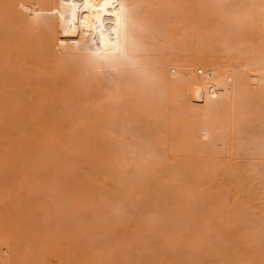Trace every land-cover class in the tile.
I'll use <instances>...</instances> for the list:
<instances>
[{
  "label": "bare ground",
  "instance_id": "1",
  "mask_svg": "<svg viewBox=\"0 0 264 264\" xmlns=\"http://www.w3.org/2000/svg\"><path fill=\"white\" fill-rule=\"evenodd\" d=\"M2 1L3 0H0V3ZM186 1H187V3H186L187 5L184 4L187 6V7L185 6L186 7L185 11H186V9L188 10V8H189V10L186 12L184 11V16H182V14H180L178 12H176L174 14V12L172 10L174 9L175 5L171 4L173 7L172 8L169 7L168 5L170 4L171 1H166V0H7L6 2L5 1L2 2V4L4 3L3 4L4 7H2V4H0V34L2 33L0 35V41L3 40L2 41L3 43L1 42L3 44V46H0V59H1L0 61L5 59V57L3 58L2 55L7 57L6 58L7 60L5 59L6 61L4 60V61L0 62V68L2 66L4 67L5 65H3V64H5L6 62H8L10 60V62H8L9 64L6 63V65H10V66H5L4 70H2L3 69V67H2L0 69V75L3 74L4 71H5V73H7L6 70H8V72H9V74L7 73V77H9L8 75H10L12 73L10 75L11 77L6 78L7 80H4L5 77H4V79L1 78L2 77V75H1L0 80L3 79V81H0V84L1 85H3V84L8 85L10 81H12L14 83V81L16 80L14 77H16L17 75L13 76V74L15 75V74L19 73L17 77H20V75L24 72L22 74V77H20V79L22 80L21 81L22 85L25 84L29 80V79H27L29 77V75H33V76H31V79H33V81L35 80L36 84H39L41 86L42 84L44 85L47 82L45 84V86H48V87H45L47 89V88H49L48 80L46 79L47 80L46 81L44 79L46 82L44 80H42L43 82L41 80H39V81H41L39 83V81L35 78V76L39 75L38 77H41L43 75H46V76L49 75V76H47L48 78L51 77V80H49V82H54L56 84V87L59 88V89L53 88L55 90V92L60 91L62 88V90L60 91L61 94L58 92L60 96L64 92V90H63L64 88L66 90L68 89L67 91L65 90L67 92L66 94L63 93V95L67 97L66 101H68L69 100L68 98H70V97H71L70 99H72L74 97L79 98V102H77V100H78L77 98H76L77 100L75 98L73 99V100H75V101H73V104L75 103L74 104L75 106L72 105L71 103H69V104H71V106H74L73 107L74 109H75V107L78 108V110L82 109V112L79 111V113L80 114L83 113L82 118H79V117L76 118V116L74 117V115H72L73 117L69 116L68 118L72 119L70 125L67 127L65 125L63 127L62 126L63 124H66L67 122H69V121L65 120V119H68L67 118L68 115L65 113L67 116L63 117L65 115H61L62 116V118H61L60 114H64V113H62V111H60L58 108H59V103H60V105H62L61 102L65 99V97H62L63 100L61 102H59L57 100L59 103L56 105L55 103L57 101H55V100L57 98L54 97L55 92L52 89V91L54 93L51 91L52 92L51 95L53 94L52 97L55 98V100H52V101H55L54 102L55 107L51 103H50L51 106H49V103L47 102V100L48 101L51 100L52 97L50 96L51 97L50 99L46 98V100H44V98L46 96H48V95H46V92L48 89L46 90L42 86L38 87V88H40L39 94H38V88L36 89V87H35L36 91H33V93L34 92L37 93V94L34 93L35 95H37V96H35L31 91L33 88L31 89V87H30L31 90H28L29 88H27V90H25V91H28V92H30V94H33L34 99L36 97H37L36 99H38V97L40 96V93L43 92L41 94L42 95L41 98L43 97V100L41 99L42 102L40 101V98L37 100V102L40 101L41 104L39 102L37 104L32 102L35 105H37L36 107L39 106L42 109V107L46 108V106H49L50 108L47 107V109L45 110V113H47L48 111H49L48 113H50L49 109H51V107H52L51 111L54 114H55V110H53V109H56V111L57 110L60 111V113L57 111V114H59V117H57V114H56V116H54V114H52V116H54L55 118L57 117L58 119L59 118L64 119L67 122H65L64 120L62 122L61 119H59V121L54 120L55 119L54 117H53L54 118L53 120L56 123H57V121L58 122L61 121L63 123L61 125V129L63 130V128H65L63 131L66 133H63V131L61 133V130H59L60 125L58 123L55 124V122L51 121L52 117L50 114H48V115H50V119H49V116H47V115L46 116L48 118L44 117L45 113H42L44 115H42V114L40 115V113H39V115L41 117H44L46 121L50 120V124H49V122L48 123L45 122L47 125L44 123L43 125H45V127H42L43 126L42 125L41 126L42 129L40 127L36 128L37 126H35V128L33 127L34 129L30 128V130L24 129V133L22 132L23 130H21V129H23L22 128L23 125L22 126L19 125V126H21V128L19 127L20 129L15 130V132L18 131L17 133L13 132L16 135V136L14 135L15 137H13V139H19V141L17 140V144L19 143L21 145V142H22V145H24V146L27 145V149H30L31 145H28L27 142L29 140H30V142L32 141L31 142V143H33L32 146H34L36 142L34 141V139L29 137V135L31 136L32 134H35V131H36V133L38 135L37 134H35V135H37L40 138L41 142L43 144H45V147H46L45 148L42 146L43 152H45V154L42 152V150L40 151L42 154L45 155V156L43 155L44 157H46L45 159H47V160H44L45 163H46V161H47V163L48 162L49 163L54 162L53 164L56 163L55 166L57 167L59 164V161H61V158H64V161H63V159L61 161L62 163L65 162V160H66L65 163L68 165L70 162L71 163L75 162L74 166L78 165V163H79V165H81V167L83 166L82 167L83 170L88 169L90 166H92L94 164L93 167L88 169L89 172L92 170V168H94L93 173L96 172L97 169H98V171H101V172L104 171V172H102L103 175H102V173L100 174L102 176H100L101 178L98 180V181H101V183H103L104 185L100 184V182H99V185L101 187L98 186L97 185L98 182H96L95 179H94L95 181H93V179H92L91 185H86V182L91 179V178L90 179L86 178L87 174L82 175V176H84L83 181H82V176L76 174V173H78L77 169L71 170V171L74 170L76 172L75 173L73 171V174L74 173L76 174V175L74 174L75 176L72 174L71 171H70L71 174L68 173V176H67V174H65L67 171L65 172L63 170V173H62L61 170L64 167L61 164V166H62L61 169L58 167L60 170V172H58V175H62V176H59V177H61V179L60 178L58 179V183H56L58 185L54 184V186H56L54 189L58 190V193H57V190L54 193V196L56 197V198H53L54 202H53L52 198L49 197L50 195L52 197H54L52 194V192L54 190H52V192H50V193L45 192L46 189H43L44 192L42 191V193L46 194V195H44V196H46V198L50 194L48 196V198H50L52 200L51 201L52 202L51 207H53V209L51 210L53 213L52 215H50L51 214L50 210L47 213V210L49 209V207L47 208L48 200L46 201V204H45V201H44V203L38 202L37 203L38 207L36 204H34L36 206H34V209L32 208L33 210L29 209L31 205L28 206L26 204L29 207L27 211L30 210L31 211L30 213L33 212L32 215H35L34 210L37 211V209H39L40 207H41V209L39 211L40 212H41V210L43 211L41 213H38L39 211H37V215L41 214L40 216L35 215L36 217H31L30 216L31 214L27 213V211H26L27 214L23 213L25 209L21 208L23 203H20V201L22 200L21 199L22 195L20 196V194H18V195H16L18 197H16L15 196L16 189L13 192L14 195L9 193V194H6L5 196H3L4 194L0 193V195L3 198H5L7 195L11 196V199L10 198L9 199L11 200L12 203L14 202V204H12L13 206L11 207L12 214L10 213L11 216H13V217L11 219V217L9 216V217H6L4 219L3 217H5V215H3L2 219L5 221V223L2 221L4 224L3 223H2V225L0 224V226L2 227V228L0 227V230L5 229L4 227L6 225V228L8 231H10L12 229L13 230L12 232H14V229H15V234L16 233L17 234L15 236V234H12L11 232L5 231V232H7V234L3 232V234H6L7 236L10 235L8 238L3 239V240H5V242H6V240L10 241L14 237H17L18 233H19L17 231L21 227L22 228L27 227L25 229H30L29 227H31L32 225H34L33 227H35V225H36V228H39L41 233L46 232L47 234H44V235L49 237V233L47 231H45V229L46 228L48 229L50 227L49 229L53 230V228H52L53 225L48 226L47 223L50 222L49 217L51 218L54 215L53 218L54 217L55 218L54 219L51 218V219L55 222V224H54L55 227L59 226V228L57 230L58 233L56 231L55 232L53 231L54 235H52V237L51 236L50 237L53 240L54 237L57 236V234H58V237H55L57 239L54 241H56V242L59 241V243L62 241V243H63V239H64V242H65V240L68 242V243L67 242L64 243L65 246L60 245L61 248L63 247L62 248L63 252L65 249L64 255H66V254L69 255L71 253L73 254L76 251H78V249L76 250L74 248L75 247L79 248L80 246H82L81 244L83 242L80 243L79 240L83 239L85 236H87V237H85L84 240H82V241L86 240V242H87V243L86 242L83 243L85 248L83 249V247H80V248H82V250L79 249L78 252H82L83 250L84 251L86 250V252L92 254L93 256H90L91 257L90 258L88 255H83L85 257V258H83L82 255H76L77 253H75L74 255L78 256V258H77L78 260L76 259L75 261H77V264H93V262H94V264H100V263L105 264V262H103V260H99V262L97 261V259L99 257H102V255L107 256V255H105L106 250H103L104 248H102V250H103L102 252H104L103 254L100 253L101 250L99 249L100 246L107 247L106 244H104L103 239L105 241H108L109 236H112V233H115V235L113 234L114 236H112L111 238H113V237L117 238V236H118V239H120L121 241H119L118 239H115V240H118L119 242L117 245L118 247L116 246L117 248H115L114 250L119 248L120 242L123 243L127 239L124 235L123 236L119 235L122 232L118 231L119 228H116V226L113 224L114 222H112V224H113L112 226H115V229H112L113 227L111 228L109 226L110 224L108 222V219H110L112 216H110L109 214H107L105 216V214L107 213V210H108V208H110V206L111 207L113 205L116 206V204H117V206H118V204H119V206H121V204L124 202L125 205L123 203V208L127 209V205L128 206H129V204L133 205L135 202V206H137L136 209L139 208L138 210H140L142 208V210H140L141 214L138 215L137 220H136L137 216L136 217L133 216V217H135V220L132 219V221H134V222L136 221V222L135 223L132 222L133 224H131L132 226L130 225L131 227H128L129 223L128 224L126 223L125 225L126 226L128 225V226L126 227L127 229L126 228L125 229L128 230L127 234L129 236H131V234L134 233V234H137L136 235L137 238H139L138 236H141V235H142L141 236L142 238L140 237L139 238L140 241H138V240L136 241V239L132 238L134 236V234H133L131 236V239L130 238L127 239V241L129 240L128 242H132V243L127 242V244H130V247L126 244V242H124L123 244L127 245L126 246L127 250H125L126 248L124 247V245L122 243H120V244L123 245L122 247L124 249L122 247H121V249L120 248L119 249H120L121 253L124 252V254H126L127 256H130L132 253L134 255L136 254L138 257H135L136 255L135 256L131 255V256L135 260L137 258H139V259L141 258L140 260L138 259V262L143 261V258L148 256L147 257L148 259L145 258L146 261L144 260L142 262L143 264H146L145 262H147V264H153L151 259H153V261L155 260L154 263H157V264H160L163 262H164L163 264H171L169 262H172L174 257H175V259L173 260L174 264L176 262H177V264H191V263H193V262H191L193 259H199V260H197V263L194 262L195 264H199L200 261L202 260L201 257L208 255V254L202 255L204 252L201 253V255H200V251L203 248H206L208 250L207 252L209 253V255L211 254V257L215 258L214 261H216L217 264L218 263L222 264L221 261L227 259L228 257L225 258V254L219 255V254H222L223 252H225L224 250L222 251L223 247H221V243H222V246H223V244L225 245V243H226V247L228 244V247H227L228 249H229L230 244L231 245L233 244L231 249L232 250L235 249V252L237 254L236 257L238 256V258H239V261H238V259L235 257V255L232 252H231V254L229 253L230 257L232 255L233 257H235L237 259V260H235L237 262L231 261V264H264V229H263L264 227L261 226V224L264 225V183H263L264 182V169L261 171L260 170L258 171L259 165L264 167V0H190V2L192 1V5H189L190 2L188 3V0H186ZM167 2H168V4H166ZM178 2H180V0ZM185 2H183V3H185ZM177 3H175V4H177ZM144 4H146L145 10H143L144 8L141 6ZM147 4H149L148 8H147ZM152 5L153 6L155 5V8H153ZM164 5L166 8H167V6L169 8H171L170 11H171L172 15L174 14L173 17L175 18V20L172 17V15H169V14H171V13H168L169 8H167V10H166V13L169 15L167 17H169V18L172 17V18L169 21V19L166 17V15H165L166 13L163 12V11H165L164 10L165 7H163ZM141 8H142V11H144V13L142 12V14L140 12ZM161 8H164V9H161ZM178 8H179V6H178ZM146 9H148V11ZM181 9H182V7H181ZM183 10H184V8H183ZM174 11H178V10H174ZM145 12H147V13H145ZM160 12H162V13H160ZM162 14H164L165 16ZM148 15H149V17H147ZM176 15H179L180 17L177 18ZM140 17H142V18H140ZM179 18H180V21H178ZM140 19L144 20V21L141 22ZM147 19L149 22H148V27L146 28L147 25H144V24H147V21H146ZM164 19H168V20H166V22H165ZM176 20L178 22L176 24H174ZM158 21H161V23ZM172 21H174V22H172ZM139 22H140V25L143 23V25H142V26H144L143 29H145V28H146V30L150 29L149 32H147L148 30L147 31L144 30V32H146V34H149V36H150V39H149L150 42L149 43H151L148 47L143 46L146 50L150 47H152V48L156 47L157 48V44H160L159 42H161L162 40L158 42L157 40H155V39H157L156 36H159V37H160V35L164 36L162 34L164 32L161 33L160 27L162 29V26L164 25L163 29L165 30L166 28L168 29V27H166L165 25L168 26L169 25L168 23H171V24L173 23L174 27H173V25H171L172 28L170 31V33L172 35L181 34V35H179L180 37L187 38L186 36H190L194 39L197 38L200 45L201 44L203 45L206 42V44H208L211 49L213 48V46L218 48V49L215 48L216 49L215 53H217V56H215L214 58L211 57L212 55L210 56L209 50L207 51L205 49L207 46L204 45V47H205L204 49H202V48L197 49V50L192 49L193 51L191 50L192 51L191 54H189L190 53L189 52L188 53L189 56L186 54L187 56H185V58H183L184 55L182 54V56H180V54L178 53L179 50L177 48L173 49L174 46L176 45L175 44L176 41L171 42V40L173 41V39L176 37L172 36L173 38H170V42H171L170 45H172L174 43V46H169L170 48L168 47V48H164L161 50L160 47H162L161 45H163V43L161 42L162 44L158 47V50L160 49L161 51L159 50L160 52H158L157 49H154V50H157L158 53H156L155 58H153L154 60L150 59L151 60V61H149L150 63L146 62V63H148V64H146V63H144L145 62V56H143L142 51L139 50V47L141 46L142 43L140 42L139 37L137 36L138 31L139 32L141 31L143 33L142 27L138 28V26H137V25H139L138 24ZM144 22H146V23H144ZM156 23H158V24H156ZM158 26H160V27H158ZM1 29H3V31H1ZM9 29H11V30L9 31ZM167 29L165 31H168L170 28L168 30ZM5 33H7V35ZM36 34H38V35H36ZM4 35H6V36H4ZM149 36L147 35V37H149ZM162 36L160 38H162ZM164 37H167V36H164ZM179 38H178V40H179ZM38 39H40V40H38ZM187 41L185 42L186 45L189 43V40H187ZM45 42H46V44H45ZM138 42H140L139 43L140 45H138ZM179 43L180 42L178 41L177 44H179ZM190 43L192 44L191 40H190ZM43 45H44V47H43ZM137 45L139 46L138 48H137ZM40 46H42V48ZM165 46H168V44H166ZM192 46H195V45L192 44ZM3 47H4V49H3ZM11 47L12 48L14 47L15 49H12ZM175 47H178V46H175ZM7 49H8V51H7ZM145 49H142V50L144 51ZM207 49H208V47H207ZM148 50H150V49H148ZM154 50L152 49V51H154ZM203 50H205V51H203ZM152 51H144V53L147 54V52H149V54H150V52H152ZM182 51H183V49H182ZM213 51H212V53H213ZM13 52H15V53H13ZM180 52H181V50H180ZM207 52H208V54H207ZM215 53H214V55H215ZM29 54H32V55H29ZM148 55H146L148 57V58H146L147 61L149 60ZM15 58L16 59L21 58V60L16 63L15 61H17V60H14ZM30 58H32V59H30ZM24 59H26L27 62L29 60L30 61V62H28L29 64L28 63L24 64L23 62H26ZM11 60H14L13 62H15L16 66L13 65L14 63H12ZM143 60H144V62H142L143 63L142 64L141 61H143ZM19 62L21 63L22 66L20 65ZM18 63H19V66H17ZM30 64L32 66H36V65L37 66L33 67L31 69ZM43 64H46V66H43ZM141 64H142V66L145 64L146 67H148V66L150 67L151 75L154 76V80H156L158 82V84L160 85L159 87L163 91H166L168 93L170 92L172 94H176V96L179 97L180 100H182V102H184V109H185L184 111L189 116L186 118V120H187L186 123H188V127L186 130V133H184L185 135H183V136H185L184 140H185L187 145L191 144L193 141L195 143V141H196L197 145H199V146H196V144H195L196 147H199L198 149L197 148L196 149L200 152V153L197 152V155L201 154V156H197L196 154H192L190 156V154L187 152V151H191V149L189 150V146L187 147V151H185V153L187 152V154H188L187 156L186 155H181V156L172 155L174 153V151L172 154H170L169 151H165L166 153H158V151H160V149L158 151H154V155L152 154L153 152L152 153L149 152V153L145 154L146 148L144 147V145L148 146V147H149V145L146 143L145 144L143 143V142H145V140H143L144 137H140L141 140L139 141L138 140L139 136L138 137L133 136L131 133H134V132H131L130 131L131 128H129V127H126V128H127V130L129 129V132H131V133L128 132L129 135H127L128 133L126 135H127V138L130 135H132V137H130L131 139L129 142L130 143L129 146H131L132 148L127 147L128 144L127 145L125 144V143H127L126 139L122 140V141H125L123 143L125 145V146L123 145L124 147L123 146L121 147L120 144L117 145L116 140H113V143L111 142L112 145L109 144L110 139H111V137H110L111 135L114 136V138H115V136L117 134L118 135L116 137H118L121 133H125V131H127V130H125V128H123L121 126L123 128L122 130L124 132L121 131V133L116 134L114 129H116L115 127H117V126H119L118 128L120 129L119 123H122V120L125 119L123 113L125 111H126V113H128V109H130V108H126V110H123V109H125L124 104L126 103V101H128L125 96H127L128 98H130L131 96H135V94L137 93V87L139 85L143 88V85H142L143 83H141V81H143L144 79L142 77L143 74H141L142 69L139 68V67H142ZM150 64H152V65H150ZM11 65H12V67H11ZM196 65L201 66L203 68H206V70H204V72H203L204 75H202L203 74L202 71L199 70L200 73H202L201 77H194L191 75L190 69H192ZM23 66L27 67L28 69L26 70V68H24ZM168 66H177V67L182 68V69L180 70L179 74L176 75V77L174 76L175 78H170L168 76V74H166V72H165L166 71L165 69ZM6 67H9L10 69L9 68L7 69ZM19 67H20V69H19ZM44 67H46V70H43ZM146 67H144V68L146 69ZM12 68H14V69H12ZM37 68H38V70H37ZM22 69H23V71H22ZM15 70H16V72H15ZM29 70H31V71L33 70V72H31V74H30ZM41 70H42V73H41ZM34 71H37L36 72L37 75H35ZM47 71H50V72H48V74H47L46 73ZM149 71H148V74L150 76ZM5 73H4V75H5ZM26 74L28 75V77H26ZM144 75H145V78H146V76H148L146 74H144ZM151 77L152 76H150V78ZM8 79H10V80H8ZM13 79H15V80H13ZM7 81H9V82H7ZM33 81H32V83H34ZM12 82H10V84ZM19 82L20 81L17 79L16 80L17 84H15V85L19 86ZM154 86H156V85H154ZM9 87H11V89H13V90L9 91L10 94L12 93V91H14V92L17 91L19 94L21 92L22 93L24 92V89H22L23 91L21 89H18V90L14 89V85H12V86L10 85ZM25 87H26V85H25ZM141 87H139V88H141ZM7 88L8 87H6V89ZM51 88H52V86H50V89ZM144 88H146V87H144ZM6 89H5V87H3L0 90L1 93L4 92ZM8 89H10V88H8ZM41 89L42 90L44 89V90L42 91ZM78 89L80 90V92H78ZM19 90H21V92H19ZM14 92H13V94H14ZM72 92L74 95L72 94ZM1 93H0V110H1L0 116H1V119H4L5 117H9V114H8L9 112H7V111H11L10 115H12V117H13V118H11V116H10L9 118H11V119H15L19 112H20V114H22L21 117H24L25 113H23V112H25V111L22 112L23 109H20L19 107H21V105H22V107L23 106L25 107L26 103L30 100L26 99L27 101L26 102L24 101L25 102L24 104L22 102L19 103V101H21L23 98L21 99L19 97V95L14 96L13 94H11V95H13L12 98L19 97L20 99L19 98H17V99L11 98L12 100L7 101L6 100L7 98L10 99L9 97H6V96H10V94H8V90H6L4 93L6 95V96L4 95V97L6 99H4V97L2 96L3 93H2V95H1ZM58 93L55 94V95H57L56 97L59 96ZM24 94H25V92H24ZM44 94H45V97L43 96ZM69 94H71V96H69ZM77 95H79V96H77ZM89 97L90 98L92 97V102H93V100H94V102L96 101L95 104H93V107H92V104H89L90 105L89 107L90 108L92 107V109L90 111L91 114L89 113V110H88L89 107L87 106V99ZM27 98H29V97L27 96ZM30 98H32V97L30 96ZM48 98H49V96H48ZM93 98H95L96 100ZM36 99L34 101H36ZM156 99H157V96H156ZM175 101H176V99H175ZM44 102H47V103L45 104ZM65 102H64V105H65ZM101 102L102 103L104 102L102 106H101ZM79 103L81 105L80 107L77 106ZM129 103H131V102H129ZM17 104H19L20 106L18 105V107H17L16 106ZM66 105H68V104H66ZM31 106H33L35 108L34 105H31ZM103 106L106 109L107 113H104L103 111H99V109ZM68 107H66V108H68ZM15 108L16 109L18 108V109L15 111ZM30 108H32V107H30ZM162 108H164V107H162ZM38 109H40V108H37L35 110L38 112ZM64 110H66V109H64ZM78 110H77V112H78ZM13 111H15V112H13ZM26 111H28V109H26ZM39 111H41V110H39ZM114 111L115 112L116 111H118V112L122 111L121 114H123V115H121L120 112H119V114L121 116L118 113H116V114H118L119 116L114 115V113H115ZM132 111H133V109H132ZM3 112H4V115L7 114L5 117L2 116ZM28 112H26V114H28ZM30 112H31V110H30ZM33 112H34L33 114H35V111H33ZM41 112H43V111H41ZM15 113H16V115H15ZM79 113H78V115H79ZM13 115H15V116H13ZM40 116L37 119L36 118L37 116L35 117V115H34V117L38 121V122L35 121L36 123H41V121L42 122L45 121L44 118H40ZM129 116H130V114H129ZM2 117H4V118H2ZM17 117H20V116L18 115ZM28 118H30V117L28 116ZM73 118H76L77 122L75 120H74V122H72ZM101 118L103 120H106V121H103V125L109 119V121L107 122L108 124L106 123L105 125L111 124L110 125L111 127L108 129H105L106 127L105 128L102 127L101 126L102 124L100 123V121H102ZM7 119L8 118H5V120H7ZM40 119H42V120H40ZM78 119H82V120H78ZM88 119L91 120V123H89ZM9 121H11V120L9 119ZM127 121L129 122V120H127ZM127 121H126V123H127ZM4 122H8V121H4ZM11 122H13V124H14V121H11ZM11 122L6 123L5 125H8ZM24 122H25L24 124L27 125L26 124L27 121L25 120ZM28 122H29L28 124H30V122L32 124L31 120L30 121L28 120ZM51 122H52V124L54 123L53 125H55V127H57L59 125L57 129L60 132L57 131V129H54V130L51 129V128H53L52 127L53 125L51 124ZM162 122H163V120H162ZM178 122H179V120H178ZM3 123H2V121H0V125H1L0 129H1ZM22 123H23V121H22ZM36 123H34V125ZM17 124L18 123H16L15 125H17ZM15 125L13 128H15ZM32 125H31V127H32ZM49 125H52V126L50 127ZM183 125H184V123L182 124V126ZM4 128H5V126H4ZM11 128H12V126L10 127V129ZM31 129L33 131H31ZM37 129H38V131H37ZM196 129H199L200 136L204 140V142H203L204 146H202V144H200L199 141L197 142V139H196L197 137H195ZM12 130H11V132H12ZM19 130H21V131L19 132ZM39 130H41V131H39ZM44 130H45V132H44ZM21 132L24 134V136H22L23 134L21 135ZM27 132H29V134ZM97 132L99 133V137H97ZM158 133H159V131H158ZM155 134H156V132H155ZM169 134L171 135L172 133L169 132ZM0 135H2V134L0 133ZM123 136L125 138V134ZM6 137L7 136L5 134V139H6ZM16 137H18V138H16ZM20 137H22L21 140H20ZM172 137H173V135H172ZM27 138H28V140L25 141ZM5 139L1 137L0 141L5 140ZM99 139L101 142H99ZM133 139H136L137 141H139V144L136 140H133ZM8 140L10 142V137ZM174 140L176 141V138ZM174 140H171V141L173 142ZM111 141H112V139H111ZM171 141H169L170 142L169 146H171V144H173ZM160 142H161V140H160ZM67 143L71 144L70 148H69V144L67 145ZM115 143H116V145H114ZM131 143H133V144L131 145ZM141 143H143L144 145L143 144H142L143 146L140 145ZM177 143L179 144L178 141H177ZM194 143H192V144H194ZM216 143H218V145ZM10 144H9V146H7V149L10 147ZM50 144L52 146L54 145L53 149L50 146ZM58 144H63V145L66 144L67 147L65 149L64 148L60 149L57 147ZM162 144H163V142H162ZM181 144H182V142H181ZM183 145L184 144L178 145V146H183ZM216 145L219 146L218 149H220L221 152L227 151V154H229V157L225 156L226 160L224 159L225 161H223V162L219 158H217L214 153H213L214 156L213 155L209 156L211 154H209V152L207 153L208 150L204 149L205 146H208L210 148L211 146H216ZM40 146H41V144H40ZM191 146H194V145H191ZM16 147H18V145H16ZM171 147H170V149H171ZM0 148H1V150L2 149L6 150V149H4V146L1 147V145H0ZM22 148H24V147L22 146ZM55 148H57V149L54 150ZM149 148H151V147H149ZM10 149H8V152L11 153L13 150L11 151ZM47 149H49V150L47 151ZM3 150L0 153V174L2 176H3L2 173L7 172V169L5 170L6 172L1 171L2 169H4L3 164L6 163L5 158L7 160H10L12 158V156H11V158L8 159V157H6L8 152L5 153ZM44 150H46V151H44ZM77 150H78V152H77ZM152 150H154V149H152ZM202 150H203V152H202ZM19 151H21V150H18L16 153H19ZM31 151H32V149H31ZM50 151H51V153H49V154H51V155L48 154V152H50ZM66 151H68V152H66ZM205 151H206V153H205ZM40 152L38 153L39 157L37 156L39 158V160L42 159V158H40ZM60 152H61V155H60ZM20 153H22V152H20ZM180 153L182 154V152H180ZM195 153H196V151H195ZM76 154L79 156H77ZM158 154H160V156ZM164 154H165V157H164ZM216 154H218V152ZM144 155L150 156V157L145 158ZM18 156H16V157H18ZM49 156L53 157V158L51 157L52 159L50 158V161L48 158ZM54 156H56L59 161L57 159L55 161ZM127 156H129L128 159L133 158V159H131V161L134 162V163L131 162L132 165H130L131 163L127 159ZM16 157H14V159L12 158V160H15ZM67 157L69 160L66 159ZM78 157H79V159H78ZM81 157H84V158H81ZM20 158H21V156L19 157V159ZM70 158L71 159L74 158V159L70 160ZM92 158H93V161H92V163H90L91 162L90 160H92ZM94 158L97 159L98 161L94 160ZM31 159H32V161L34 160V162L36 161L35 160L36 158L35 159L31 158ZM76 159H78V161L79 160H81V161H79V162L77 161V163H76ZM243 160H245V161L242 162ZM17 161L18 160H16V162ZM21 161L24 164L25 158ZM41 161H40V163L42 164L43 160H41ZM9 162L11 164V165L9 164L10 168H11L13 163H11L12 161H9ZM34 162H32V163L29 162L30 164L28 162L27 163L29 165H31V164L34 165L35 164ZM36 163H39V161H37ZM49 163L47 164L48 167L46 166L47 168L52 166V165H49ZM17 164H19V163H17ZM39 164H35V166H32L31 170H33V169L35 170L36 168H37V170L40 169L39 170L40 173L36 172L37 174L34 173V170L32 171V179L38 175L37 176L39 179L38 181L40 182V184L42 183L41 185H44L46 183H47V185H50V184H48V182L50 183L51 180L53 181V178L54 179L56 178L55 174L54 175L52 174L53 176H51L50 174H47L49 178H48V181L45 182L44 181L45 176L43 175L45 173L43 171L41 172L42 167L38 168ZM125 165H128V166L130 165L129 166L130 168L126 167V168H128V169H126ZM4 166H5V164H4ZM99 166H101V167H99ZM102 166H103L104 170H103ZM52 167H50L51 169L49 168L50 169L49 171H51V172H52ZM56 167H54V170ZM68 167H71V165H69ZM47 168H45V169H47ZM58 168H57V170H58ZM100 168H102V169H100ZM9 172L12 173V171H9ZM97 172L95 174L99 175V174H97ZM8 173H6V176H8L10 174V173L9 174ZM41 173H42V175H41ZM47 173H49V172H47ZM223 173L224 174L226 173V174L224 175ZM40 175H41V177H40ZM91 175H92V177L96 176L94 174H91ZM128 175H129V178H128ZM50 176L52 177V179L50 178ZM78 176H80V178ZM226 176L229 178H231V177L236 178L235 182L230 181L231 185L232 186L234 185L233 187L231 186L232 189H235L234 190V198H233V196H231V199L232 198L233 199L230 202V204H226V200H228L227 198H229L228 195L230 193L229 194L226 193V195H227L226 196L225 193H223L224 190L222 189L223 188L222 182L224 181L225 178L227 179ZM69 177H71V178L75 177V179L77 178L76 180L79 182V187H85L86 186L85 187L86 189L84 190L83 193L80 192L81 190H77L76 188H74L77 185L75 183L76 180L73 182L70 181L71 183L69 182V185H66L67 184L66 182H67ZM189 177H190L189 180L193 181L194 183L186 181V179ZM121 178L129 179V180H127L128 181L127 184H126V180L124 181V179H121ZM130 178L131 179L133 178V179L131 180ZM135 178H137V179H135ZM211 178H213V179H211ZM138 179L140 181H138ZM162 179H165V180L168 179L169 181L168 182L162 181ZM216 179L219 180L218 181L219 184L217 183ZM34 180H36V179H34ZM85 180H86V182H85ZM133 180H137L138 183H140V182L141 183L138 184L139 186H137L136 185L137 181H135L136 184L134 186L135 182H133ZM228 180L229 179H227V181ZM220 181H221V184H220ZM84 182H85V184H84ZM94 182L96 183V185ZM123 182H125V183H123ZM132 182H133V185H132ZM250 182H256L257 185L253 186ZM72 183H73V185L75 184V186H73L74 189L71 186ZM106 183H108L109 186ZM129 183L131 186H129ZM153 183L157 187L154 186L155 189L151 190L152 188H154L152 186V185H154ZM165 183H166V185L164 186ZM209 183L212 186L209 185ZM51 184H52V182H51ZM105 184H106V186H108V189H107V187L104 188ZM203 184H204V186H202ZM249 184L252 185L251 188H254V190H255L254 194L249 193V192H251L250 191L251 188L249 187L250 186ZM61 185H64L63 190L65 188H67V186H68V188L65 189L66 190L65 192L67 195L70 194V192H69L70 189H71V191L74 192V193L71 192V193H73V195L71 194L72 196L71 195L67 196L68 199L64 198V195H63L64 191H62L61 189H58L59 186H61ZM228 185H229L228 188H231L229 182H228ZM50 186H52V185H50ZM132 186L134 187V189ZM136 186H137V188H135ZM167 186L170 190L173 191V192H171V193H173L172 195H171L169 189H167V191H169V192H166V190H163V188L167 187ZM220 186H221V188H220ZM35 187H38V186H35ZM128 187H131V188H128ZM204 187L207 188L206 191H205ZM212 187H213V190L211 189ZM20 188L22 189V187H20ZM148 188H150V189H148ZM158 188H159V191L157 190ZM202 188H204V190ZM21 189H20V191H22ZM35 189H38V188H35ZM78 189H82V188H78ZM18 190H17V193H18ZM26 190H27V192H29L30 189L25 188V190L23 189V192L27 193V192H25ZM60 190H61V192H60ZM155 190H157V192L160 195L157 194V192ZM20 191H19V193H21ZM211 191H213V192H211ZM225 192H227V191H225ZM24 193H22V194H24ZM131 194H133V196ZM248 194H250L251 196L252 195L256 196V198L259 200V203L257 205V211H254V209H251V207L254 208V206H253V204L251 206V204L248 203V201L251 202L252 200H255V199L253 198V196L252 197L250 196L253 199L248 200V197H249ZM142 195H143V198L141 197ZM144 195H145V197L147 195H149L146 198V199H148V198L149 199L145 200ZM8 196H7V198H8ZM19 196H20V198H19ZM82 196H84L85 199H82ZM134 196H136L139 199L137 200ZM101 197H107L108 199L106 198V201H108L110 203L106 202L105 200L103 201L104 198L101 199ZM131 197H133V198H131ZM157 197H159V198L161 197V199H159V198L156 199ZM242 197H244V198H242ZM15 198L20 199L19 200L20 204L18 203V199L13 200ZM57 198L59 200H61L60 201L61 203H58L59 200H57ZM74 198H75V200L80 201L81 204L83 203V200H84L85 206L78 205L77 201L74 202ZM162 198H165V199H162ZM188 198H190L191 201ZM55 199L57 202H55ZM62 199H64V200H62ZM112 199H113V201H112ZM195 199H196V201H195ZM114 200H115V202H116V200H118L119 203L116 202V204H113V203H115ZM133 200H135V201H133ZM143 200L147 201V202L143 203ZM162 200H163V202H162ZM197 200H199V201L197 202ZM206 200H208L207 204H206ZM150 201H152L153 203L155 202L158 205L153 204ZM188 201H190V202H188ZM200 201H201V203L203 201V204H205V205H208L210 203L209 205H211V207L210 208L207 207L208 211H207L206 207L204 208L201 206L202 204L200 203ZM102 202L108 203V204H110V206H106L108 204L101 206ZM111 202H113V203H111ZM148 202H149V204H148ZM169 202H171V203H169ZM1 203H2L3 207L6 205L5 202H0V208H1L0 213L4 212L3 214H5V211L3 209L6 208V210H8L10 207H7L8 206L7 205L2 209ZM54 203H56V204L54 205ZM74 203H75V205L73 206ZM89 203H91L93 205V208L88 207V206H91V205H88ZM150 203L153 204L152 205V207H154L153 209H152ZM41 204L43 207L45 205V207L43 208L41 206ZM49 204H50V202H49ZM49 204H48V206H49ZM59 204L62 207H60ZM141 204H142V206H141ZM160 204H162V205H160ZM249 204H250V206H249ZM169 205H171V206H169ZM9 206H10V204H9ZM19 206H21V207H19ZM119 206H118V208L121 209L122 206L121 207H119ZM149 206H150V208H149ZM155 206L159 210H157V212H155L156 215H155V213L150 215V213H151L150 210L156 211ZM226 206L228 207L227 209H226ZM36 207H37V209H35ZM83 207H85V208H83ZM102 207H103V209H102ZM116 207L114 208V206H113V211L116 209L115 212L117 213V211H120V209L117 210ZM168 207H170V208H168ZM173 207H175V208H173ZM19 208L21 210H19ZM69 208L71 210H69ZM94 208H95V210L99 209L97 211L98 215H101V214H102L101 216L104 215V218L101 219L100 222L97 220L98 219L97 216H94V214H89L90 210L94 209ZM163 208H164V210H163ZM197 208L200 209L199 210L200 212H202V211L203 212H209L210 214L202 215L203 212L199 213ZM202 208L204 210H201ZM54 209L56 212L54 211ZM250 209L253 210L254 212L251 211ZM87 210H89V211H87ZM111 210H112V208H111ZM162 210H163V212H162ZM166 210H169V211H166ZM19 211L20 212L22 211L21 212L22 214L19 213ZM122 211L124 212L126 210H122ZM122 211H121V213H122ZM134 211L137 212L136 210H134ZM134 211L133 210L130 211V209H128V211H126V212L130 217L131 213L132 212L134 213ZM170 211L172 212V214ZM197 211H198V213H197ZM60 212H61V214H60ZM126 212H124V213L126 214ZM164 212H166V213H164ZM169 212H170V214H168ZM2 213L0 214V216L2 215ZM7 213H9V211H7ZM121 213H119V214L117 213V215H120ZM198 214H200V215H198ZM25 215H27V216H25ZM108 215L110 217H108ZM128 215L126 216V218H124L125 221H127L126 219H127ZM147 215H148V217H146ZM154 215L157 216V218L161 215H164V216H162V217H164V219H162V217H161V219L159 220V219L155 218ZM18 216H21V217H18ZM67 216H68V218H66ZM71 216H75V218H71ZM81 216L83 217L82 220L86 221V223H88V222L90 223V224L88 223L89 226H85V225L83 226L82 223L80 226V224L77 221H80ZM91 216L92 217L94 216L97 219L93 218V220H92ZM123 216H124V214L122 213L121 218H123ZM198 216H200V217H198ZM255 216H257V218H255ZM105 217H108V219H106ZM117 217H119V216H117ZM140 217H142V218L144 217V219H142ZM150 217L154 218V222H152L153 220L150 221V223L152 225L148 222L149 219H147ZM7 218L8 219L10 218V219L6 221ZM65 218L68 220H64ZM121 218L119 219L120 221L123 220ZM131 218L132 217H130L129 221H131ZM166 218L167 219L169 218V219L166 220ZM203 218L205 220H203ZM2 219H0V220H2ZM86 219H89V220L87 221ZM95 219L97 220V222ZM170 219H173V220H170ZM104 220H106V223L104 222ZM157 220H159V222L161 223L160 225H162V226L165 225L164 228H166V231L169 232V233L168 232L166 233V236L163 233L161 235L162 238L157 237L160 235H156V234H160L159 231H161V230H159V228L161 227L158 224L159 222L156 223ZM162 220H166V223H163ZM64 221H71L72 224L71 223H70L71 225L70 224L69 225L63 224ZM176 221H179V222H176ZM115 222H116V220H115ZM117 222H119V221H117ZM168 222L170 224H172V226H171L172 230L169 229L170 224H168ZM198 222L203 224V226L200 225V223H198ZM51 223H53V222L51 221ZM56 223H57V225H56ZM95 223H97V224H95ZM122 223H124V220ZM140 223H141V225H140ZM146 223H148V224H146ZM153 223H155V225ZM179 223H180V225H179ZM135 224H139V226H137ZM173 224H174V227H173ZM3 225H4V227H3ZM96 225H98V226H96ZM101 225L104 227V229L107 230V231L105 230L106 231V233H104L105 235L102 233ZM153 225L157 228V231H156V228L153 227V231L151 232V228H152L151 226H153ZM193 225H195V226H193ZM75 226L79 230V232L77 231L78 232L77 234H75L76 231L74 232V230H77V229H75ZM133 226L138 227V228H136L137 230H135V229L132 230ZM158 226H159V228H158ZM200 226L204 227V228L202 229ZM57 227H56V229H57ZM184 227H186V230H183V229H185ZM189 227H191V228H189ZM88 228H89V230H87ZM96 228H97V230H96ZM174 228L178 229V231L180 230V233L177 231V233H178L177 234L175 232L176 230ZM192 228H194L195 230ZM31 229H32V227H31ZM116 229L119 233L116 232ZM140 229H143V231ZM110 230H112V231H110ZM122 230H124V229H122ZM181 230L186 231V233H184V232L181 233ZM25 231H24V233H25ZM95 231H97V232H95ZM129 231H131V232H129ZM208 231L209 232L211 231L212 233L211 232L209 233ZM213 231H214V234H213ZM20 232H21V229H20ZM80 232H82V233H80ZM24 233L22 235L26 238L28 236V234H26V236H25ZM30 233H32V232H30ZM39 233H38V235H39ZM71 233L74 236H71ZM79 233L81 235L78 236ZM150 233L153 234V236H151ZM192 233H194L195 236L197 235V237L194 238L195 236ZM61 234H63V235H61ZM95 234H97L98 236H96ZM116 234H118V235H116ZM167 234H170L172 237H170ZM182 234H184V235H182ZM209 234H210V237H209ZM0 235L2 236V234H0ZM12 235L14 237L10 239V237H12ZM33 235L30 234L28 236L29 238L27 237L26 240L30 239V238L32 239V237L36 236V235H34V236ZM59 235H61V240L59 239V237H60ZM90 235L92 237H90ZM214 235H216L218 238H214ZM1 236H0V238H1ZM46 236H43V237L48 239V237H46ZM168 236L170 238H168ZM183 236H187L188 238L185 237V238H187V240H185V238ZM21 237L22 236L19 235L18 238L20 239ZM24 237L21 238L20 241L22 239L24 241L25 240ZM71 237L72 238L75 237V239L72 240L73 242L77 241L79 238V240L77 242H75L77 246H74L75 244L72 243L74 246L73 248H72V244L69 242V241H71ZM76 237H77V239H76ZM88 237H90V238L86 239ZM120 237H122V238H120ZM147 237H148V239H150V241H148ZM154 237H156V238H154ZM179 237H181V238L178 239ZM212 237L214 240H216V242L212 241L213 239L211 240ZM67 238L69 240H67ZM100 238L102 241L99 245H97L98 243L96 244V246L94 244H92L94 240L96 241L97 239H100ZM182 238H184V241L180 242L181 240H183ZM223 238H226L228 243ZM31 239H30V241H31ZM36 239L37 238H35V241L37 242L39 240L38 242H39V245L41 246L40 241H42L43 239H38V240H36ZM90 239H91V241H89ZM141 239H143V240H141ZM194 239L196 240L197 244H198V242L202 243V245L204 244L203 248L201 247L200 243L198 244L199 246H197V244H195L196 247L190 246V244H192V245L194 244L193 243ZM199 239L201 241H199ZM228 239H229V241L231 240L230 243H229ZM111 240L113 241V239H111ZM195 240H194V242H195ZM203 240L204 241L207 240L208 244H206V242L205 243L202 242ZM210 240H211V242H210ZM221 240H222V242H221ZM48 241L50 243H53L52 245H54V244L56 245V242L50 241V239ZM95 241H94V243H95ZM142 241H144L145 243ZM151 241H154V242H152V245L150 244L151 246H149V243ZM188 241H190V242H188ZM172 242L174 243L173 245H171ZM209 242L212 244L210 245ZM16 243H19V242L17 241ZM16 243L13 242V244H12V242H11V244L9 243L11 246H8V244H7V246L12 248V246L15 245ZM30 243H33V242H30ZM30 243H28V245H30ZM110 243H111V241H110ZM135 243H136V246H139L140 249L144 248L145 247L144 244H146V247L144 248L145 250L147 248H149L147 251L151 252V249L153 251L155 249H158L159 253L157 252V250H155L158 254L153 255L152 254L153 251L150 253V252H145L144 250L143 251L141 250L142 252L147 253V255L143 253L145 255V256L143 255L144 256L143 257V256H141L142 254H139L142 252H138L139 248L135 249V250H137V252H136L134 250V248L132 247V245H135ZM157 243H160V244L158 245ZM179 243H180V245H179ZM181 243H183V244L185 243V244L183 245ZM25 244H27V242ZM25 244L23 245V243H22V245H21L22 249H21L20 245H18V246H20L18 249L15 248L16 245H15V247L13 246V248H14L13 253L15 251H17V254H18V251L24 252V249H30V246H28V245H27L28 248H25ZM42 244H44V243H42ZM45 244H46V242H45ZM141 244H142V246H141ZM32 245L33 244H31V246ZM55 245L53 247H55ZM66 245H71L70 247L72 248V250L68 246V248H69V251H68V248L66 247ZM143 245H144V247H143ZM160 245H163L162 249H161ZM170 245H171V247H170ZM177 245H178V247H177ZM7 246L3 247V248H5V250L9 249ZM90 246H92L93 250L94 249L96 250V248L98 247L97 251H96L98 254V256H97L98 258H96L95 254L92 253L93 251L91 248H89ZM147 246H149V247H147ZM168 246L170 247V249L168 248ZM173 246L176 249V251H175V249H173ZM180 246H182V247H180ZM186 246H187V248H186ZM48 247H49V243H48ZM93 247H95V248H93ZM158 247H160V248H158ZM165 247H167V248H165ZM214 247H216V248H214ZM233 247H235V248L233 249ZM57 248H59V247H57ZM66 248H67V251L68 252L71 251V253H67ZM190 248H191V250H189ZM200 248H201V250L198 251L197 249H200ZM212 248H213V251H212ZM12 249H9V251ZM19 249H21V250H19ZM107 249H108V247H107ZM131 249H132V251H131ZM172 249H173V251H171ZM228 249H226V250H228ZM62 250L60 251L61 253H62ZM209 250H210V252H209ZM9 251H5V252H9ZM90 251H92V252H90ZM116 251L112 250L110 253H114ZM160 251H163L164 254L160 255V254H162V252H160ZM228 251L230 252V250H228ZM228 251L226 253H228ZM23 252H21V253H23ZM39 252H42V251H39ZM176 252H178V253H176ZM198 252H199V255H198ZM28 253H29V251H28ZM30 253L32 254V252H30ZM34 253H36V252H34ZM191 253H193L192 254L193 256L191 255ZM195 253H196V255H195ZM183 254H187V255H183ZM28 255L27 256L25 255V257H28ZM34 255L32 254V256H34ZM118 255H119V253H118ZM152 255L155 257L153 258ZM158 255H160V256H158ZM181 255H183V256H181ZM14 256L15 255H13V257ZM79 256L82 257V259L80 258L81 260H83V259L88 260L89 258L91 260L89 259L88 263H87V261L84 263V260L81 261V263L80 262L78 263V261H80ZM176 256H178V257H176ZM217 256H219L220 259ZM222 256L225 259L222 260V258H223ZM38 257H39V255H38ZM87 257H89V258H87ZM166 257H167V259H165ZM172 257H173V259L171 260ZM184 257H186V258H184ZM67 258L69 260V256H67ZM156 258H158V259H156ZM204 258H203V260H204ZM9 259L11 261L13 258L12 259L9 258ZM71 259L74 260V257L70 258L69 264H71V262H73V261H71ZM123 259H124V257H123ZM123 259L122 260L120 259L122 261V264L131 263V262H128L129 260L125 261L126 258L124 259V261H125V263H124ZM109 260H112L111 257H109ZM120 260H117L118 262H116V263H119ZM168 260H169V262H166ZM218 260H220V262H218ZM231 260H232V258H231ZM5 261H7V260H5ZM182 261H184L185 263ZM210 261L208 262L209 264H215V263L210 262ZM90 262H92V263H90ZM228 262L229 261H227L226 263H228ZM73 263H75V262H73ZM202 263H203V261H202ZM119 264H121V263H119ZM131 264H133V263H131ZM140 264H141V262H140ZM223 264H224V262H223Z\"/></svg>",
  "mask_w": 264,
  "mask_h": 264
},
{
  "label": "rangeland",
  "instance_id": "2",
  "mask_svg": "<svg viewBox=\"0 0 264 264\" xmlns=\"http://www.w3.org/2000/svg\"><path fill=\"white\" fill-rule=\"evenodd\" d=\"M4 1L6 2L7 0H3L2 2H4ZM166 1H171L170 4L168 5V6L171 7V8L173 7L172 5H175V6H174V9L172 10V11L174 12V14H175L176 12H178V13L182 14V16H184V11H185V8L187 7V6H186V5H187V4H186V3H187L186 0H185L186 2H185L184 0H180V2H178L179 0H166ZM176 1H177L178 3H177ZM2 2H1L0 4H2ZM164 2H165V1H164ZM164 2H163V3H164ZM183 2H185V3H183ZM189 2H190V0H188V3H189ZM149 3H150V2H149ZM161 3H162V2H161ZM173 3H174V4H173ZM175 3H177V4H175ZM3 4H4V3H3ZM3 4H2V7H4ZM166 4H168V2H167ZM171 4H172V5H171ZM184 4H186V5H184ZM189 5H192V1L189 3ZM141 6L144 8L143 10H145L146 4L141 5ZM152 6H153V5H152ZM156 6H157V5H156ZM168 6H167V8H169ZM178 6H179V8H178ZM185 6H186V7H185ZM148 7H149V4H147V8H148ZM163 7H165V5H164ZM181 7H182V9H181ZM153 8H155V5L153 6ZM167 8L165 7V9H164V8H161V9H164L165 11H163V12L166 13ZM171 8H169V12H168V13H171V11H170ZM183 8H184V10H183ZM151 9H152V8H151ZM180 9H181V10H180ZM146 10L148 11V9H146ZM158 10H159V9H158ZM174 10H178V11H174ZM179 10H180V11H179ZM188 10H189V8H188ZM188 10L186 9V11H188ZM161 11H162V10H161ZM181 11H182V12H181ZM186 11H185V12H186ZM140 12H141V14H142V12L144 13V11H142V8L140 9ZM145 13H147V12H145ZM160 13H162V12H160ZM178 13H177V14H178ZM174 14L172 15V13H171V14H169V15H172V17H173ZM180 14H179V15H180ZM162 15H164V14H162ZM165 15H166V17L169 16L167 13H166ZM165 15H164V16H165ZM179 15H176V17H177V18L180 17ZM160 16H161V15H160ZM147 17H149V15H148ZM172 17H171V18H172ZM140 18H142V17H140ZM164 18H165V17H164ZM167 18H168L169 21H170L171 18H169V17H167ZM173 18H174V17H173ZM144 19H145V18H144ZM168 19H164L165 22H166V20H168ZM160 20H161V19H160ZM162 20H163V19H162ZM174 20H175V18H174ZM140 21L143 22L144 20H141V19H140ZM146 21H147V24H144V25H147V26H146V28H147V27H148V22H149V21H148V19H147ZM178 21H180V18L178 19ZM178 21L176 20L174 24H176ZM158 22L161 23V21H158ZM172 22H174V21H172ZM144 23H146V22H144ZM138 24L140 25V22H139ZM156 24H158V23H156ZM168 24H169L168 26H167V25H165V26L168 27V29L170 28L169 30L166 28L169 32H168V31H165L166 29H165V30L163 29V28H164V25H163V26L161 25V26H162V29H161L160 26H158V27H160L161 33L164 32V33H162V34H163L164 36H167V37H164V36L160 35V37L162 36V38H160L159 36H156L157 39H155V40H157L158 42L162 40L161 42L163 43V45H161V44H162L161 42H159L160 44H157V43H156V44H157V48H156V47H155V48H154V47H153V48L150 47V48H148V49H150V50H148V49L146 50V49L144 48V47H148V46L151 44V43H149V42H150V40H149V39H150L149 34H146V32H144V30H146V28L143 29V27H144V26H142L143 23H142L140 26L137 25L138 28H141V27H142V29H143V30H142L143 33H142L141 31L139 32V31L137 30V31H138V35H137V36L139 37L140 42L143 44V45L141 44L142 47H141V46L139 47L138 45H140V44H139L140 42H138L137 48L139 47V50H141L142 53H143V56H145V62H144V60H143V61H141V63H142V62L146 63V62H149V61H151V60H154L153 58H155L156 53L160 52V51H161L162 49H164V48H168L169 46H174V43H173L172 45H170V43H171V42H175V41H176V43H175L176 45H175V46H178V47H175V46H174L173 49H176V48H177V49L179 50V52H178V51H177V52L180 54V56H182V54L184 55L183 58H185V56H187L189 52H190L189 54H191V52H192L193 50H197V49H201V48L204 49V48H205L204 45L208 47V49H207V47H206L205 49H206L207 51L209 50V52H210V53H209L210 56L212 55L211 57L214 58L215 56H217V53H215V50L218 49V48H216V47L213 46V48L211 49L210 46H209L208 44H206V42H205V44H203V45L201 44V45H200V43L198 42V39H197V38L194 39V38H192V37H190V36H186V35H185L187 38H184V37H180V36H179V35H181V34H177V35L175 34V35H172V34L170 33V31H171V28H172L171 25H173V23H172V24H171V23H168ZM159 25H160V24H159ZM173 27H174V25H173ZM5 28H6V27H5ZM9 28H10V27H9ZM6 29H7V28H6ZM10 30H11V29H9V31H10ZM147 30H148V31H147ZM147 30H146V31L149 32L150 29H147ZM160 30H159V31H160ZM1 31H3V29H1ZM135 31H136V30H135ZM135 33H136V32H135ZM1 34H2V33H1ZM1 34H0V35H1ZM3 34H4V33H3ZM5 34L7 35V33H5ZM38 34H39V33H38ZM38 34H36V35H38ZM142 34H143V35H142ZM165 34H166V35H165ZM6 35H4V36H6ZM147 35H148L149 37H147ZM182 35H183V34H182ZM145 36H146V37H145ZM172 36H174V37H176V38H174L173 41L171 40V42H170V38H173ZM183 36H184V35H183ZM179 37H180V38H179ZM189 37H190L191 39H190ZM5 38H6V37H5ZM39 38H40V37H39ZM159 38H160V39H159ZM178 38H179V40H178ZM143 39H144V40H143ZM193 39H194V40H193ZM38 40H40V39H38ZM142 40H143V41H142ZM148 40H149V41H148ZM177 40L180 42V43H179L180 45L177 44V42H178ZM187 40H189V43L186 45L185 42H186ZM190 40H191L192 44H194L196 47H195V46H192V44L190 43ZM2 41H3V40H2ZM2 41H0V46H3V44H2L3 42H2ZM5 41H6V40H5ZM163 41H164V42H163ZM194 41H195V42H194ZM1 42H2V43H1ZM144 42H145V43H144ZM155 42H156V41H155ZM181 42H182V43H181ZM187 42H188V41H187ZM197 42H198V43H197ZM183 43H184V44H183ZM43 44H44V43H43ZM45 44H46V42H45ZM152 44H153V43H152ZM154 44H155V43H154ZM166 44H168V46H165ZM160 45H161L162 47H160L161 50L159 49V50H160V51H159V50H158V47H159ZM190 45H191V46H190ZM143 46H144V47H143ZM163 46H164V47H163ZM198 46H199L200 48H199ZM9 47H10V46H9ZM40 47L42 48V46H40ZM43 47H44V45H43ZM180 47H181V48H180ZM11 48H12V47H11ZM151 48H152L153 50H154V49H157L158 52H157V50L152 51ZM169 48H170V47H169ZM215 48H216V49H215ZM3 49H4V47H3ZM12 49H15V48L13 47ZM142 49H145L144 51H152V52H150L151 55L149 54V52H147V54L144 53V51H143ZM182 49H183V51H182ZM192 49H193V50H192ZM180 50H181V52H180ZM188 50H189V51H188ZM191 50H192V51H191ZM213 50H214V51H213ZM7 51H8V49H7ZM11 51H12V50H11ZM175 51H176V50H175ZM203 51H205V50H203ZM212 51H213V53H212ZM154 52H155V53H154ZM13 53H15V52H13ZM18 53H19V52H18ZM18 53H17V54H18ZM214 53H215V55H214ZM17 54H16V55H17ZM148 54H149V55H148ZM186 54H187V55H186ZM207 54H208V52H207ZM29 55H32V54H29ZM146 55L149 56V60H148V61L146 60V58H148ZM2 56H3V58L5 57V59L7 58V57L4 56V55H2ZM188 56H189V55H188ZM31 57H32V56H31ZM3 58H2V59H3ZM23 58H24V57H23ZM23 58H22V59H23ZM5 59H4V60H5ZM30 59H32V58H30ZM33 59H34V58H33ZM150 59H151V60H150ZM0 60H1V59H0ZM4 60H2V61H4ZM6 60H7V59H6ZM6 60H5V61H6ZM14 60H17V61H15V62L17 63L18 61L21 60V58H20V59H19V58H17V59L15 58ZM14 60H11V62L14 63L13 65L16 66L15 62H13ZM24 60L26 61V59H24ZM24 60H23V61H24ZM2 61H0V62H2ZM23 61H22V62H23ZM8 62H10V60H9ZM8 62H6V63L9 64ZM28 62H30V61L28 60ZM28 62L26 61V62H23V63L26 64V63H28ZM152 62H153V61H152ZM3 63H4V62H3ZM6 63L3 64V65H5V66H10V65H6ZM19 63H20V62H19ZM19 63L17 64V66H19ZM35 63H36V62H35ZM149 63H150V62H149ZM28 64H29V63H28ZM31 64H32V63H31ZM31 64H30V65H31ZM142 64H143V63H142ZM142 64H141V66H142ZM146 64H148V63H146ZM20 65H21V63H20ZM150 65H152V64H150ZM1 66H2V65H1ZM5 66H4V67L2 66V67H3L2 70H4ZM21 66H22V65H21ZM28 66H29V65H28ZM36 66H37V65H36ZM36 66H32V65H31L30 67H31V69H32L33 67H36ZM43 66H46V64H43ZM139 66H140V65H139ZM143 66L146 67L145 64H144ZM143 66H142V67H143ZM147 66H148V65H147ZM2 67H1V68H2ZM11 67H12V65H11ZM23 67H24V66H23ZM142 67H139V68L142 69V70H141V71H142L141 74H143L142 77H143L144 80L141 81V83H143V84H142V85H143V88L139 85V86L137 87V93L135 94V96H131L130 98H128L127 96H125V97L127 98V100H128L129 102H131V103H129L128 101H126V103L124 104V108H125V109H123V110H126V108H130V109H128V113L130 114V116H129L128 113H126V111H125V112L123 111V112H124L123 114H124L125 119L122 120V123H119V124H120V129L118 128L119 126L116 125L117 127H115V128H116L118 131H117L116 129H114V130H115V133L117 134V133H121V131L124 132V131L122 130L123 128H125V130H127L126 127H129V128L132 129V130L130 129V131H131V132H134V133L129 132V129H128L127 131H125V133H121L122 135L120 134V135H119L120 137H119V136L116 137L118 134L115 136V138H114V136L111 135L110 137H111L112 141H111V139L108 137V138L110 139V143H109V144H111V142L113 143V140H116L117 145L120 144V146L122 147V146L124 145L123 143L125 142V141H122V140H125V139H126V142H127V143H125V144H126V145L128 144L127 147H131V146H129V145H130L129 142H130V139H131L130 137H132V135H133V136H136V137L139 136V138H138L139 141L141 140L140 137H144L143 140H145V142H143V143H144V144L146 143V144L149 145V147H151V148H149L148 146H145L143 143L140 144V145L143 144L144 147L146 148V149H145V151H146L145 154H147V153H149V152H151V153L153 152L152 154L154 155V151H158V150L160 149V151H158V153H166L165 151H169V153L172 154L173 151H174V153H173L172 155H176V156H177V155H178V156H181V155H186V156H187V155H188L187 152L190 154V156H191L192 154H196V155H197V152H199L197 149H198L199 147H196V146H199V145H197L196 141H195V143H194V141L192 142V143H194V144L191 143V144L187 145L186 142H185V140H184V137H185V136H183V135H185L184 133H186V130H187V127H188V123H186V122H187L186 118L189 117L188 114L184 111V110H185V109H184V102H182V100H180V98L177 97L176 94H172V93H170V92L168 93V92H166V91H163V90L159 87L160 85L158 84V82H157L156 80H154V76L151 75V70H150V67H149V66L146 67V69H145L144 67H143V68H142ZM1 68H0V69H1ZM6 68L8 69L9 67H6ZM24 68H26V70L28 69L27 67H24ZM24 68H23V69H24ZM151 68H152V67H151ZM200 68H201V69H200ZM9 69H10V68H9ZM12 69H14V68H12ZM19 69H20V67H19ZM23 69H22V71H23ZM29 69H30V68H29ZM181 69H182V68H179V67H177V66H168V67H166V69H165L166 71H165V72H166V74H168V76H169L170 78H175L176 75L179 74V72H180ZM2 70H1V71H2ZM33 70H34V69H33ZM33 70H32V71L29 70V71H30L29 73L31 74V72H33ZM37 70H38V68H37ZM43 70H46V67H44ZM149 70H150V71H149ZM199 70L202 71V73H203L204 70H206V68H203V67H201V66H197V65H196V66H194L192 69H190L191 75L194 76V77H201L202 75H204V73H203V74H202V73H199V72H200ZM6 71H7V73L9 74L8 70H6ZM24 71H25V70H24ZM145 71H146V72H145ZM148 71L150 72V76H152L151 78H150V76H149V74H148ZM197 71H198V72H197ZM15 72H16V70H15ZM34 72H35V75H37V74H36L37 71H34ZM39 72H40V71H39ZM39 72H38V73H39ZM48 72H50V71H47L46 73L48 74ZM4 73H5V71H4ZM4 73L1 74V75H2L1 78L4 79V77H5L4 80H7L6 78L11 77L10 75H11L12 73H11L10 75H8L9 77H7V73H5V75H4ZM21 73H22V72H21ZM23 73H24V72H23ZM23 73H22V74H23ZM25 73H26V72H25ZM41 73H42V70H41ZM43 73H44V72H43ZM193 73H194V74H193ZM18 74H19V73H18ZM18 74H15V75L13 74V76H16V75L18 76ZM22 74L20 75V77H22ZM144 74H146V75H148V76H146V78H145V75H144ZM201 74H202V75H201ZM1 75H0V76H1ZM3 75H4V76H3ZM42 75H43V74H42ZM51 75H52V74H51ZM17 76L14 77V78H15L16 80L18 79V80L20 81V82H19V86H18V85H15V84L18 83V82L16 83V80H15V79H13V80H15L14 83H13L12 81H10V82H12V83L10 84V82L7 81V82H9V84H8V83H7V84H8L9 86H10V85H11V86L14 85V89H16V90H18V89H21V90L24 89L25 94H24V92L22 93L21 90H19V92H21L20 94H19L17 91H16V92L12 91L11 94H13V92H14V94H13L14 96L19 95V97H20L21 99H22V98H23V99L25 98L24 100L22 99L21 101H19V103L22 102V103L24 104V103L27 101L26 99H29L31 102L28 101V102L26 103L25 107H24V106L22 107V105H21V107H19L20 109H23L22 112L25 111V112H23V113H25V116H26V117H25L24 115H23L24 117H21L22 114H20L19 111H18V112H19L18 115H19L21 118H20V117H17V116H18V115H17L15 119H11V118H13L12 115H10L11 111H7V112H9L8 114H9V117L11 116V118H9V117H5L7 114L4 115V112L2 113L3 115L1 114V115L4 116L5 118H8L7 120H5L4 117H2V118H4V119H1V116H0V121H2V123H3L4 121H8V122L14 121V124H13V122L9 123L8 125H5V124L8 123V122H4V123L2 124V127H1V129H0V133H1L2 135H0V136H1L2 138L5 139V134H6L7 137H6L5 140H1V141H0V142H1L0 145H1V147L4 146V149H6L7 151H6V150H3V149H2V150H3L5 153H7V152H8V149H10V148H11V149H10L11 151L13 150L11 153H10V152L7 153L8 156L6 155V157H8V159L11 158V156H12V158L14 159V157H16V156L19 155L18 157L15 158V160H12V158H11L10 160H7V159L4 157L5 160H6V161H5L6 163H4L5 166H4V164H3L4 169L1 168V169H2L1 171L3 172V171H5V170L7 169V172L5 171L6 173H8L9 171H12L13 174L10 173V172H9V173H10L11 175L8 173V174H9V175L7 174L8 176H6V173H2L3 176L0 174V175H1V176H0V193H1V194L3 193V194H4L3 196H5L6 194H9V193L14 195L13 192H14L15 189H16L15 196L18 195V194H20V196L22 195V198H21L22 200L20 201V203H23V205L21 204L22 207H21V206H19V207L25 209L23 213H26V211H27L28 208H29L28 206L31 205L30 208H29V209L31 210L32 208L34 209V206H36V205H37V207H38V204H37L38 202H42V203H44V201H45V204H46V201L48 200L47 208L49 207V209H48V210L46 209V210H47V213H48V211L50 210V213H51L50 215H52L53 213H52L51 210L53 209V207H51V204H52L51 201L53 200V198H56V197L54 196V193H55V191H56L57 189H56V190L54 189V188L56 187V186H54V184L58 183V179H59V178L61 179V177H59V176H62V175H58V172H60L59 168L61 169V167H62L61 164H62L63 167L66 169V170H65V169L63 168L61 171H62V173H63V170H64L65 172L67 171L66 173L64 172L65 174H67V176H68V173L71 174V172H72V174H73V171H74V170L71 171L72 169H77V170H78V173H76L75 171H74V172H75L76 174L80 175V176L87 174L86 178H87V179H90V178H91V179L88 180L87 182H86V180H85L86 185H91V184H92V179H93V181L96 180V182H98V184H97L98 186H100V185H99V182H100V184H103V183H101V181H98V180L101 178L100 176L103 175L102 172H104V171L101 172V171H98V169H97L98 172H97L96 170H95V171H96L97 174H99V175H96V174H95L96 172L93 173V171H94L93 169H94V168H92V170L89 172L88 169H90L91 167H93L94 164H93L92 166H90L89 168L87 167L88 169H85V168H84L85 170L82 169L83 166L81 167V165H79V163H78V165L74 166V163H75V162H74V163H73V162H72V163L70 162L69 165H71V167H68L69 165L65 163L66 160H65V162H63V163L61 162L62 159H63V161H64V158H61V161H59V160L57 159L56 156H54V160L56 161V159H57V160L59 161V164H58V166L56 167V166H55L56 163L53 164L54 162H53V163H51V162L49 163V162H48L49 165H52V166L54 165L53 167L50 166V167H52V172L49 171L51 168H50V167H49L50 169L47 168V167H48V165H47V164H48L47 161H46L47 164L44 162V160H47V159H45L46 157H44V156H45V155H44L45 152H43V147H45V144H43V143L41 142L40 138L37 136L38 134L36 133V131H35V134H37V135H35V134H32L31 136L29 135V137H31L32 139H34V141L36 142V143L34 142V143H35L34 146H32V145H33V143H31L32 141L30 142V140H29V141L27 142L28 145H31V146H30V149H27V145H25V146L22 145V142H21V145H22L24 148H22V146H21L19 143L17 144V140L19 141V139H13V137L16 136L13 132H15V130L20 129L22 125H23V127H22L23 129H21V130H23L22 132L24 133V129H25V130H26V129H29V130H30V128H33V127L35 128V126H37L36 128H39V127H40V128L42 129V127H45V125H43L45 122H46V123L49 122V124H50V120H49V121H46L45 118H44V117L49 116V119H50V115H51V117H52L51 121L55 122L54 120H58V121H59V119L62 118L61 115H65V116H63V117H66V116L68 115L67 118H68L69 116H72V115H74V117L76 116V118H78V117H79V118H82V114H83V113H81V114L79 113V111L82 112V109H81V110H78V108L75 107V109H76V110H75V109L73 108V107L75 106V105H74L75 103L73 104V101H75V100H73V99H74V98H75V99L77 98L78 100H77V99H76V100H77V102H79V98H78V97H74V98L70 99V98H71V97H70V98H68L69 100L66 101V100H67V99H66L67 97L64 96L63 93L66 94V93H67L66 91H67L68 89L66 90V89L64 88V89H63L64 92L62 91L63 93H62V95L60 96L59 93H60V91L62 90V88H61L60 91L55 92V90H54L53 88L56 89V88H58V87H56V84H55L54 82H49V80H51V77H49L50 79L47 77V76H49V75H47V76H46V75H43V76H41V77H38V76H39V75H38V76H35V78H36L38 81H39V80L42 81V80H44V79H45V80H46V79L48 80L49 88H47V89H48L49 91L45 88V87H48V86H45V84L47 83V82H46L47 80H46V81L44 80L46 83L44 82L45 84H44V85H43V84L41 85L44 89L47 90L46 95L49 96V98H48V96L45 97V94H44V95H43V96L45 97L44 100H46V98H47V99H50V98L52 97V95H53V94L51 95V93H52L53 91L55 92V94L59 92V93H58V95H59L58 97H56L57 95L54 94V97L57 98L56 100H55L54 97H52V99L49 100V101L47 100V102L49 103V106H51V105H50V103H51V104L55 107V104L57 105L59 102H61V101L63 100L62 97H65L64 100H65L66 102L63 100V101L61 102L62 105H60V103H59V108H58V109H59L60 111H62V113H64V114H60L61 118L58 119V118H57V117H59V114H57V111H58V110L56 111V109H53V110H55V114H54V113H52V111H51L52 107H51V109H49L50 107L45 105L46 108H43V107H42L43 110H42L41 107H39V106L36 107L37 105H35L34 103L37 104L38 102L40 103L41 99L43 100V97L41 98V96H42L41 94H42L43 92L40 91L41 93H40V96L38 97V99L40 98V101L37 102V100H38V99H36L37 97L35 98L36 101H34L35 99L33 98V96H34L35 94H37V93L34 92V93H35V94H34L33 91H36V90H35V87H36V89H37L38 87H41V86H40L39 84H36L35 80L33 81V79H31V76H33V75H29V77H30V78H29L28 75L26 74V77H28L27 79H29V80H28L25 84H23V85H22V83H21L22 80L20 79V77H17ZM174 76H175V77H174ZM24 77H25V76H24ZM24 77H23V78H24ZM33 78H34V77H33ZM42 78H43V79H42ZM3 79H1L0 81H3ZM27 79H26V80H27ZM147 79H148V80H147ZM8 80H10V79H8ZM151 80H152V81H151ZM153 80H154V81H153ZM23 81H24V80H23ZM32 81H33L34 83H32ZM38 81H37V82H38ZM41 81H39V83H40ZM150 81H151V82H150ZM28 82H29V83H28ZM42 82H43V81H42ZM152 82H153V83H152ZM155 82H156V83H155ZM3 83H4V82H3ZM23 83H24V82H23ZM147 83H148V84H147ZM150 83H151V84H150ZM20 84H21V85H20ZM4 85H5V84H3V85L0 84V90H1L3 87H5V89H6V87H8V88H10V89L7 88L6 90H8V94H10L9 91H11V90H13V89H11V87H9L8 85H5V86H4ZM25 85H26V87H25ZM137 85H138V84H137ZM154 85H156V86H154ZM16 86H17V87H16ZM50 86H52L51 89H50ZM53 86H54V87H53ZM19 87H20V88H19ZM30 87H31V89H32V88H33V89L31 90ZM139 87H141V88H139ZM144 87H146V88H144ZM27 88H29L28 90H31L32 93H33L34 95H33V94H30V92H28V91H25V90H27ZM44 89H43V90H44ZM52 89H53V91H52ZM58 89H59V88H58ZM6 90H5V91H6ZM39 90H40V88H38V94H39ZM41 90H42V89H41ZM43 90H42V91H43ZM65 90H66V91H65ZM82 90H83V89H82ZM155 90H156V91H155ZM3 91H4V90H3ZM5 91L2 92L3 95H2V93H1V91H0V93H1V95H2L3 97H4V95H5V94H4ZM22 91H23V90H22ZM51 91H52V92H51ZM54 92H53V93H54ZM78 92H80L79 89H78ZM47 93H48V94H47ZM152 93H153V94H152ZM160 93H161V94H160ZM164 93H165V94H164ZM8 94H7V95H8ZM11 94H10V96H6V95H5L6 97H9L10 99H8V98L6 99L5 97H4V99H6V100L8 101V100H12V99H17V98H19V97L12 98L13 95H11ZM15 94H16V95H15ZM29 94H30V95H29ZM60 94H61V93H60ZM72 94H73V92H72ZM156 94H157V95H156ZM166 94H167V95H166ZM20 95H21L22 97H21ZM73 95H74V94H73ZM79 95H80V94H79ZM79 95H77V96H79ZM146 95H147V96H146ZM158 95H159V96H158ZM163 95H164V96H163ZM173 95H174V96H173ZM27 96H28L29 98H27ZM30 96H31L32 98H30ZM35 96H37V95H35ZM50 96H51V97H50ZM67 96H68V95H67ZM69 96H71V94H69ZM75 96H76V95H75ZM156 96H157V99H156ZM170 96H171V97H170ZM3 97H2V98H3ZM72 97H73V96H72ZM132 97H133V98H132ZM134 97H135L136 99H135ZM173 97H174V98H173ZM11 98H12V99H11ZM20 98H19V99H20ZM159 98H160V99H159ZM93 99H95V98H93ZM132 99H133V100H132ZM134 99H135V100H134ZM158 99H159V100H158ZM173 99H174V100H173ZM175 99H176V101H175ZM52 100H55V101L58 100L59 102L57 101V102L54 104L55 101H52ZM95 100H96V99H95ZM172 100H173V101H172ZM24 101H25V102H24ZM102 101H103V100H102ZM154 101H155V102H154ZM32 102H34V103H32ZM41 102H42V101H41ZM47 102H44V103L46 104ZM64 102H65V105H64ZM77 102H76V103H77ZM95 102H96V101H95ZM95 102H94V100H93V102H92V97H91V98L89 97V98L87 99V106L89 107V106H90L89 104H92V107H93V104H95ZM156 102H157V103H156ZM163 102H164V103H163ZM166 102H167V103H166ZM31 103H32V104H31ZM69 103H71V104L74 105V106H71V104H69ZM97 103H98V102H97ZM103 103H104V102H103ZM103 103L101 102V106L103 105ZM40 104H41V103H40ZM66 104H68V105H66ZM18 105H19V104H17L16 106L18 107ZM31 105H34L35 108H34L33 106H31ZM43 105H44V104H43ZM63 105H64V106H63ZM76 105H77V104H76ZM131 105H132V106H131ZM19 106H20V105H19ZM29 106L32 107V108H30ZM68 106H69V107H68ZM77 106L80 107V106H81L80 103H79ZM125 106H126V107H125ZM47 107H49L48 109L50 110V113H48L49 111H48L47 113H45V110L47 109ZM66 107H68L69 109L66 108ZM92 107H91V108L89 107V109H88V110H89V113H90ZM162 107H164V108H162ZM37 108H40V109H38V112L35 110V109H37ZM70 108H71V109H70ZM17 109H18V108H17ZM17 109L15 108V111H16ZM20 109H19V110H20ZM26 109H28L29 112L26 111ZM62 109H63V110L66 109V110L63 111ZM132 109H133V111H132ZM170 109H171V110H170ZM30 110H31V112H30ZM39 110H41V111H43V112H41V111H39ZM71 110H72V111L74 110L76 113H75L74 111L72 112ZM77 110H78V112H77ZM130 110H131V111H130ZM15 111H13V112H15ZM33 111H35V114H33V113H34ZM60 111H58V112L60 113ZM65 111H66V112H65ZM99 111H103L104 113H107V112H106V109L104 108V106L101 107V108L99 109ZM169 111H170L171 113H170ZM0 112H1V110H0ZM13 112H12V113H13ZM22 112H21V113H22ZM26 112H28V114H26ZM114 112H115V111H114ZM119 112H120V114L122 113V111H119ZM119 112L116 111V112L114 113V115H118ZM166 112H167V113H166ZM30 113H31V114H30ZM37 113H38V114H37ZM39 113H40V115H41L42 113H45V116H44V117H41V116L39 115ZM65 113H66L67 115H66ZM69 113H70V114H69ZM74 113H75V114H74ZM78 113H79V115H78ZM89 113H88V114H89ZM116 113H118V114H116ZM125 113H126V114H125ZM185 113H186V114H185ZM29 114H30V115H29ZM32 114H33V115H32ZM48 114H50V115H48ZM52 114H54V116H56V114H57V117L55 118L54 116H52ZM90 114H91V113H90ZM120 114H119V115H120ZM123 114H121V115H123ZM15 115H16V113H15ZM15 115H13V116H15ZM31 115H32V116H31ZM34 115H35V117L37 116V117H36L37 119L39 118V116H40V118H44L45 121H44V122L41 121V123H36V122H38V121H37V119L34 117ZM42 115H44V114H42ZM46 115H47V116H46ZM108 115H109V114H108ZM114 115H113V116H114ZM119 115H118V116H119ZM121 115H120V116H121ZM28 116H29L30 118H28ZM31 117H32L33 119H32ZM53 117H54L55 119H54ZM72 117H73V116H72ZM90 117H91V116H90ZM136 117H137V118H136ZM166 117H167V118H166ZM22 118H23V119H22ZM25 118H26V119H25ZM47 118H48V117H47ZM76 118H73V121H72V122H74V120L77 122V119H76ZM130 118H131L132 120H131ZM9 119H10L11 121H9ZM21 119H22V120H21ZM53 119H54V120H53ZM90 119H91V118H90ZM25 120L27 121V123H26L27 125L24 124V123H25V122H24ZM28 120H29V121L31 120L33 125L31 124V122H30V124H28V123H29ZM40 120H42V119H40ZM63 120H64V119H61L62 122H63ZM65 120H67V121H69V122H67V121H65ZM65 120H64V121L67 122L66 124H63L61 121H60V122L57 121V123L60 125L59 130H61V133H62V131L65 129V128H63V130H62V129H61V125L63 124V125H62L63 127H64L65 125H66V127L69 126L70 123H71V120H72V119H71V118H68V119H65ZM78 120H82V119H78ZM88 120H89V119H88ZM88 120H87V121H88ZM101 120H102V121H100V123L102 124V125H101L102 127H104V128L106 127L105 129H108V128L111 127V126H110L111 124H109V125H105V124L109 121V119H108V121H107L104 125H103V121H106V120H103L102 118H101ZM127 120H129V122H128ZM130 120H131V121H130ZM158 120H159V121H158ZM162 120H163V122H162ZM178 120H179V122H178ZM22 121H23V123H22ZM33 121H34V122H33ZM35 121H36V122H35ZM126 121H127V123H126ZM133 121H134V122L136 121V122L134 123ZM16 123H18V124L15 125ZM34 123H36V124L34 125ZM46 123H45V124H46ZM57 123L55 122V124H57ZM89 123H91V120H89ZM125 123H126L127 125H126ZM133 123H134V124H133ZM153 123H154V124H153ZM183 123H184L185 126H184V125L182 126ZM51 124H52V122H51ZM53 124H54V123H53ZM53 124H52V125H53ZM107 124H108V123H107ZM119 124H118V125H119ZM121 124H122V125H121ZM168 124H169V125H168ZM10 125L12 126L11 129H10V127H11ZM14 125H15V128H13ZM19 125H21V126H19ZM31 125H32V127H31ZM42 125H43V126H42ZM46 125H47V124H46ZM52 125H49V126L51 127ZM59 125H58V126H59ZM125 125H126V126H125ZM131 125H132V126H131ZM157 125H158V126H157ZM0 126H1V125H0ZM4 126H5V128H4ZM16 126H17V127H16ZM41 126H42V127H41ZM58 126L55 127V125H53V126H52L53 128H51V129H53V130H54V129H57ZM107 126H108V127H107ZM121 126H122L123 128H122ZM124 126H125V127H124ZM156 126H157V127H156ZM19 127H20V128H19ZM3 128H4V129H3ZM16 128H17V129H16ZM34 128H33V129H34ZM180 128H181V129H180ZM183 128H184L185 130H184ZM12 129H13V130H12ZM44 129H45V128H44ZM102 129H103V128H102ZM179 129H180V130H179ZM11 130H12V132H11ZM21 130H19V132H20ZM35 130H36V129H35ZM59 130L57 129V131H59ZM151 130H152V131H151ZM156 130H157V131H156ZM31 131H33V130L31 129ZM37 131H38V129H37ZM39 131H41V130H39ZM119 131H120V132H119ZM158 131H159V133H158ZM17 132H18V131H16L15 133H17ZM22 132H21V135L23 134ZM44 132H45V130H44ZM59 132H60V131H59ZM128 132L132 134V135H130V136L128 137L129 139L127 138V135H129ZM155 132H156V134H155ZM166 132H167V133H166ZM169 132H171L172 134L170 135ZM182 132H183V133H182ZM27 133L29 134V132H27ZM30 133H31V132H30ZM63 133H66V132L63 131ZM127 133H128V134H127ZM3 134H4V135H3ZM11 134H12L13 136H12ZM124 134H125V138H124V136H123ZM126 134H127V135H126ZM142 134H143V135H142ZM160 134H161V135H160ZM14 135H15V136H14ZM153 135H154V136H153ZM155 135H156V136H155ZM172 135H173V137H172ZM197 135H198V136H197ZM22 136H24V134H23ZM121 136H122V137H121ZM1 137H0V138H1ZM9 137H10V142H9V140H8ZM25 137H26V136H25ZM29 137H28V138H29ZM37 137H38L39 139H38ZM97 137H99V133H98V132H97ZM195 137H197V138H196V139H197V142L199 141V143L202 144V146H204V144H203L204 140H203V138H201V136H200L199 129H196V131H195ZM16 138H18V137H16ZM28 138H27L25 141H27ZM121 138H122V139H121ZM123 138H124V139H123ZM175 138H176V141L174 140ZM11 139H12V140H11ZM21 139H22V137H20V140H21ZM109 139H108V140H109ZM118 139H119V140H118ZM196 139H195V140H196ZM133 140H136V139H133ZM160 140H161V142H160ZM171 140H174V141L172 142ZM179 140H180V141H179ZM23 141H24V140H23ZM136 141H137V140H136ZM139 141H137L138 144H139ZM166 141H167V142H166ZM169 141H171V142L173 143V144H171L172 147L169 146V144H170ZM177 141L179 142V144L177 143ZM99 142H101L100 139H99ZM118 142H119V143H118ZM141 142H142V141H141ZM162 142H163V144H162ZM181 142H182V144H184V145H183V146H178V145H182ZM10 143H11V144H10ZM24 143H25V142H24ZM30 143H31V144H30ZM116 143H115L114 145H116ZM133 143H134V142H133ZM133 143H131V145H132ZM175 143H176L177 145H176ZM199 143H198V144H199ZM9 144H10V147L7 149V146H9ZM12 144H13L14 146H13ZM15 144L18 145V147H16ZM25 144H26V143H25ZM40 144H41V146H40ZM68 144H69V148H70L71 144H70V143H67V145H68ZM160 144H161V145H160ZM195 144H196V146H195ZM216 144L218 145V143H216ZM36 145H37V146H36ZM67 145H66V144H65V145H63V144H58L57 147L60 148V149H62V148L65 149V148L67 147ZM111 145H112V144H111ZM135 145H136V144H135ZM143 145H142V146H143ZM185 145H186V146H185ZM191 145H194V146H191ZM217 145H216V146H211L210 148H209L208 146H205L204 149H205V150H208L207 153L209 152V154H211V155L208 154L209 156H212V155L214 156V154H215V156H216L217 158H219V159L223 162V161L226 160L225 156H226V157H229V154H227V151L221 152L220 149H218L219 146H217ZM11 146H12V147H11ZM42 146H43V147H42ZM50 146L52 147V149L54 148V145L52 146V145L50 144ZM50 146H49V147H50ZM73 146H74V145H73ZM124 146H125V145H124ZM124 146H123V147H124ZM163 146H164V147H163ZM188 146H189V150L191 149V151H187V147H188ZM51 147H50V148H51ZM147 147H148V148H147ZM170 147H171V149H170ZM190 147H191V148H190ZM28 148H29V147H28ZM45 148H46V147H45ZM45 148H44V149H45ZM71 148H72V147H71ZM131 148H132V147H131ZM155 148H156V149H155ZM163 148H164V149H163ZM196 148H197V149H196ZM207 148H208V149H207ZM31 149H32V151L34 150V151H33L34 153L31 151ZM56 149H57V148H55L54 150H56ZM152 149H154V150H152ZM185 149H186V150H185ZM2 150H1V148H0V153L2 152ZM10 150H9V151H10ZM14 150H15V151H14ZM18 150H21V151H19V153H16ZM41 150H42V152H43L44 154H42V153L40 152ZM48 150H49V149H47V151H48ZM50 150H51V149H50ZM68 150H69V149H68ZM163 150H164V151H163ZM179 150H180V151H179ZM23 151H24V152H23ZM44 151H46V150H44ZM60 151H61V150H60ZM69 151H70V150H69ZM185 151H187V152L185 153ZM195 151H196V153H195ZM216 151L218 152V154H216V153H217ZM4 152H3V153H4ZM20 152H22V153H20ZM39 152H40V158H42L41 160H43V163H42V164L40 163L41 160H39V158H38V157H39V155H38ZM66 152H68V151H66ZM77 152H78V150H77ZM180 152H182V154H181ZM202 152H203V150H202ZM215 152H216V153H215ZM5 153H4V154H5ZM9 153H10V154H9ZM15 153H16L17 155H16ZM35 153H36V154H35ZM49 153H51V151L48 152V154H49ZM70 153H71V152H70ZM199 153H200V152H199ZM199 153H198V154H199ZM205 153H206V151H205ZM213 153H214V154H213ZM223 153H224V154H223ZM230 153H231V152H230ZM13 154H14V155H13ZM41 154H42V155H41ZM78 154H79V153H78ZM152 154H151V155H152ZM43 155H44V156H43ZM49 155H51V154H49ZM60 155H61V152H60ZM70 155H71V154H70ZM76 155H77V154H76ZM76 155H75V156H76ZM131 155H132V154H131ZM131 155H130V156H131ZM134 155H135V154H134ZM134 155H133V156H134ZM158 155L160 156V154H158ZM161 155H162V154H161ZM218 155H219V156H218ZM13 156H14V157H13ZM20 156H21V158L19 159ZM37 156H38V157H37ZM62 156H63V155H62ZM77 156H79V155H77ZM77 156H76V157H77ZM81 156H82V155H81ZM133 156H132V157H133ZM144 156H145V155H144ZM197 156H201V154H200V155H197ZM23 157L25 158V163H24V164H23V162L21 161V160L24 159ZM51 157H52V156H51ZM51 157H50V156L48 157V158H49V161H50V158H51ZM70 157H71V156H70ZM146 157H150V156H145V158H146ZM164 157H165V154H164ZM31 158H34V159L36 158V159H35L36 161H35V162H34V160L32 161ZM52 158H53V157H52ZM52 158H51V159H52ZM81 158H84V157H81ZM128 158H129V156H127V159H128ZM130 158H131V157H130ZM30 159H31V160H30ZM37 159H38V160H37ZM66 159H68V157H67ZM72 159H74V158H72ZM72 159L70 158V160H72ZM78 159H79V157H78ZM78 159H76V163H77ZM131 159H133V158H131ZM131 159H128L130 163L133 162V161H131ZM134 159H135V158H134ZM224 159H225V160H224ZM16 160H18V161L16 162ZM26 160H27V161H26ZM68 160H69V159H68ZM94 160H97V159L94 158ZM9 161H12L11 163H13V165H14V166L12 165L11 168H10V165H11V164H10ZM13 161H14L15 163H14ZM37 161H39L40 164H39V163H36ZM58 161H57V162H58ZM79 161H81V160H79ZM79 161H78V162H79ZM90 161H91L90 163H92L93 158H92V160H90ZM97 161H98V160H97ZM244 161H245V160H243L242 162H244ZM8 162H9V163H8ZM21 162H22V163H21ZM27 162H28V163H29V162H30V163L34 162L35 164H39V167H38V168H41V167H42V168H41V172L43 171V172L45 173V174H43V175L45 176V180H44L45 182L48 181V178H49L47 174H50L51 176H53V175L55 174L56 178H55V179L53 178V181L51 180L50 183L48 182V184H50V185H52V186L47 185V183H46V184L43 183L44 185H41L42 183L40 184V182L38 181V180H39L38 177H37L38 175H37L35 178L32 179V171H33L34 169H33V170H31V169H32V166H35V164H34V165H32V164L29 165L30 163L28 164ZM41 162H42V161H41ZM255 162H256V161H255ZM255 162H254V163H255ZM7 163H8V164H7ZM17 163H19V164H17ZM20 163H21V164H20ZM26 163H27V164H26ZM93 163H94V162H93ZM99 163H100V162H99ZM133 163H134V162H133ZM9 164H10V165H9ZM16 164H17V165H16ZM85 164H86V163H85ZM59 165H60V166H59ZM82 165H83V164H82ZM100 165H101V164H100ZM130 165H132V163H131ZM130 165H129V166H130ZM136 165H137V164H136ZM136 165H135V166H136ZM36 166H37V165H36ZM46 166H47V167H46ZM129 166H128V165H125V168H126V167L130 168ZM137 166H138V165H137ZM30 167H31V168H30ZM44 167L47 168V169H45ZM54 167H56L55 170H54ZM58 167H59V168H58ZM67 167H68V168H67ZM85 167H86V166H85ZM99 167H101V166H99ZM131 167H132V166H131ZM34 168H35V167H34ZM43 168H44V169H43ZM57 168H58L59 171L57 170ZM102 168H103V166H102ZM102 168H100V169H102ZM128 168H126V169H128ZM134 168H135V167H134ZM258 168H259L258 171H259V170L261 171V170L264 169V167H263V166H260V165L258 166ZM100 169H99V170H100ZM135 169H136V168H135ZM39 170H40V169H39ZM39 170H37V168H36V169L34 170V173L37 174V173L39 172ZM45 170H46V171H45ZM56 170H57V171H56ZM103 170H104V168H103ZM70 171H71V172H70ZM36 172H37V173H36ZM47 172H49V173H47ZM91 172H92V173H91ZM99 172H100V173H99ZM34 173H33V174H34ZM39 173H40V172H39ZM75 173H74V174H75ZM79 173H80V174H79ZM101 173H102V175H100ZM25 174H26V175H25ZM35 174H34V175H35ZM52 174H53V175H52ZM70 174H69V175H70ZM74 174H73V175H74ZM76 174H75V175H76ZM91 174H94V175H96V176L92 177ZM223 174H224V173H223ZM225 174H226V173H225ZM225 174H224V175H225ZM22 175H23V176H22ZM27 175H28V176H27ZM41 175H42V173H41ZM41 175H40V177H41ZM75 175H74V176H75ZM51 176H50V178L52 179ZM55 176H54V177H55ZM63 176H64V175H63ZM67 176H66V177H67ZM70 176H71V175H70ZM80 176H78V177L80 178ZM88 176H89V177H88ZM98 176H99V177H98ZM125 176H126V175H125ZM30 177H31V178H30ZM130 177H131V176H130ZM226 177H227V176H226ZM43 178H44V177H43ZM63 178H64V177H63ZM83 178H84V176H82V181H83ZM128 178H129V175H128ZM31 179H32L33 181H32ZM34 179H36V180H34ZM40 179H41V178H40ZM66 179H67V178H66ZM76 179H77V178H76ZM76 179H75V177H74V178L69 177L68 180H67V182H66V183H67L66 185H69V182H70V181L73 182V181H75ZM94 179H95V180H94ZM121 179H124V181L126 180V184H127V182H128L127 180H129V179H125V178H121ZM130 179H131V178H130ZM132 179H133V178H132ZM132 179H131V180H132ZM135 179H137V178H135ZM187 179H188V180H187ZM187 179H186L187 182L189 181V182L194 183L193 181L189 180L190 177L187 178ZM206 179H207V178H206ZM211 179H213V178H211ZM218 179H219V178H218ZM227 179H229V180L227 181ZM227 179L225 178L224 181L222 182V183H223V184H222V185H223V186H222V187H223L222 189L224 190L223 193H225V195H226V193H228V194L230 193V194H229L230 196L228 195L229 198H227L228 200H226V204H230V202H231L232 199L234 198V190H235V189H232V187H233L234 185L232 186V185H231V182H235V181H236V180H235L236 178H234V177H231V178L227 177ZM42 180H43V179H42ZM62 180H63V179H62ZM64 180H65V179H64ZM79 180H80V179H79ZM207 180H208V179H207ZM65 181H66V180H65ZM65 181H64V182H65ZM122 181H123V180H122ZM135 181H137V180H133V182H135ZM138 181H140V180L138 179ZM138 181H137V184H136V182L134 183V186H135V184H136L137 186H139L138 184H140L141 182L138 183ZM157 181H158V180H157ZM162 181H166V182H168L169 180H168V179H167V180L162 179ZM216 181H217V183L219 184V182H218L219 180L216 179ZM225 181H226V182H225ZM230 181H231V182H230ZM51 182H52V184H51ZM61 182H62V181H61ZM85 182H84V184H85ZM133 182H132V185H133ZM160 182H161V181H160ZM228 182L230 183V187L232 186L231 188H228V186H229V185H228ZM70 183H71V182H70ZM75 183L77 184L76 186H75V184L73 185V183L71 184L72 188H73V186H75L74 188H76L77 190H81L80 192L83 193L84 190L86 189V188H85L86 186L83 184L85 187H79V182H78L77 180L75 181ZM94 183H95V182H94ZM123 183H125V182H123ZM163 183H164V182H163ZM250 183H251L253 186L257 185L256 182H250ZM263 183H264V182H263ZM106 184H108V183H106ZM106 184H105L104 188L107 187V189H108L109 184H108V186H106ZM153 184H154V183H153ZM198 184H199V183H198ZM205 184H206V183H205ZM220 184H221V181H220ZM251 184H249V185H250V186H249L250 188H251V186H252ZM9 185H10V186H9ZM56 185H58V184H56ZM95 185H96V183H95ZM103 185H104V184H103ZM103 185H102V186H103ZM156 185H157V184H156ZM165 185H166V183L164 184V186H165ZM207 185H208V184H207ZM209 185H211V184L209 183ZM209 185H208V186H209ZM226 185H227V186H226ZM35 186H38V187H35ZM129 186H131L130 183H129ZM137 186H136L135 188H137ZM152 186L154 187L155 184L152 185ZM202 186H204V184H203ZM211 186H212V185H211ZM213 186H214V185H213ZM20 187H22V189H21ZM69 187H70V186H69ZM100 187H101V186H100ZM123 187H124V186H123ZM132 187H133V186H132ZM149 187H150V186H149ZM155 187H157V186H155ZM155 187L152 188L151 190L155 189ZM158 187H159V186H158ZM214 187H215V186H214ZM25 188H29V189H30L29 192H27V190H26L25 192H27V193H24V192H23V189L25 190ZM35 188H38V189H35ZM49 188H50L51 190H50ZM63 188H64V185H61V186H59L58 189H61L62 191H64V194H63V195H64V198L68 199L67 196H69V195H71V194L73 195L74 192L71 191V189H70V191L68 190V191L70 192V194H69V195L66 194V192H65L66 190H65V189H67L68 186H67V188H65L64 190H63ZM74 188H73V189H74ZM78 188H82V189H78ZM83 188H84V189H83ZM102 188H103V187H102ZM104 188H103V189H104ZM128 188H131V187H128ZM140 188H141V187H140ZM140 188H139V189H140ZM204 188H205V187H204ZM204 188H202V189L204 190ZM220 188H221V186H220ZM227 188H228V189H227ZM18 189H19V190H18ZM20 189H21L22 191H20ZM43 189H46L45 192H49V193L52 192V190H54V191L52 192V194H53L54 197H52L50 194H49L50 196L48 195L50 198H52V200H51L50 198H48V196H47V198H46V196H44V195H46V194L42 193ZM125 189H126V188H125ZM133 189H134V187H133ZM133 189H132V190H133ZM148 189H150V188H148ZM160 189H161V188H160ZM167 189H169L168 186L163 188V190H166V192H169V191H167ZM211 189L213 190V187H212ZM17 190H18V193H17ZM48 190H49V191H48ZM61 190H60V192H61ZM151 190H150V191H151ZM157 190L159 191V188H158ZM157 190H155V191L157 192ZM169 190H170V189H169ZM206 190H207V188H205V191H206ZM19 191H20L21 193H19ZM106 191H107V190H106ZM106 191H105V192H106ZM126 191H127V190H126ZM130 191H131V190H130ZM155 191H154V192H155ZM225 191H227V192H225ZM232 191H233V192H232ZM250 191H251V192H249L250 194H252V193L254 194V191H255V190H254V188H251ZM43 192H44V191H43ZM60 192H59V193H60ZM71 192H73V193H71ZM75 192H76V191H75ZM135 192H136V191H135ZM171 192H173V191L170 190V193H171ZM211 192H213V191H211ZM211 192H210V193H211ZM22 193H24V194H22ZM57 193H58V190H57ZM67 193H68V192H67ZM78 193H79V192H78ZM208 193H209V192H208ZM231 193H232V194H231ZM153 194H154V193H153ZM155 194H156V193H155ZM157 194H159V193L157 192ZM172 194H173V193H171V195H172ZM250 194H248V196H249V197H248V200H251V199H253V198H254L255 200H252V201H253V202L251 201L252 203H251L250 201H248V203H250L251 206H252V204H253L254 208L251 207V209H254V211H257V205H258V203H259V200L256 198V196H253V195H252L253 198H251L252 196H251ZM56 195H57V194H56ZM60 195H61V194H60ZM72 195H71V196H72ZM131 195L133 196V194H131ZM159 195H160V194H159ZM7 196H8V195H7ZM7 196H6L5 198H3V197L0 195V202H5V204H6L5 206L8 205L7 207H10L9 209L7 208L8 210H6V208H4L5 206L3 207L2 203H1V207H2V209L4 208L3 210L5 211V214H3L4 212H3V213L1 212L2 215L0 216V219H2V216H3V215H5V217H3L4 219H5L6 217H9V216L11 217V219H12V217H13V216H11V214H12V211H11L12 209H11V207L13 206L12 204H14V202H13V203L11 202V200H10V199H11V196H8V198H7ZM20 196H19V198H20ZM147 196H149V195H147ZM147 196L145 197V195H144L145 200H148V199H149V198L146 199ZM226 196H227V195H226ZM231 196H233L232 199H231ZM241 196H242V195H241ZM250 196H251V197H250ZM12 197H13V196H12ZM16 197H18V196H16ZM57 197H58V196H57ZM134 197H135L137 200L139 199V198H137L136 196H134ZM141 197L143 198V195H142ZM2 198H3V199H2ZM9 198H10V199H9ZM13 198H14V197H13ZM61 198H62V197H61ZM61 198H60V199H61ZM70 198H71V197H70ZM102 198H104L103 201H104V200L106 201V198H107V197H101V199H102ZM131 198H133V197H131ZM135 198H134V199H135ZM158 198H159V197H157L156 199H158ZM242 198H244V197H242ZM16 199H18V198H15V199H13V200H16ZM82 199H85V197L82 196ZM107 199H108V198H107ZM150 199H151V198H150ZM154 199H155V198H154ZM156 199H155V200H156ZM159 199H161V197H160ZM162 199H165V198H162ZM168 199H169V198H168ZM188 199L190 200V198H188ZM188 199H187V200H188ZM198 199H199V198H198ZM19 200H20V199H18V203H19ZM57 200H59V199L57 198ZM62 200H64V199H62ZM71 200H72V199H71ZM127 200H128V199H127ZM60 201H61V200H59L58 203H61ZM76 201H77V200H75V198H74V202H76ZM112 201H113V199H112ZM129 201H130V200H129ZM133 201H135V200H133ZM133 201H132V202H133ZM140 201H141V200H140ZM153 201H154V200H153ZM165 201H166V200H165ZM165 201H164V202H165ZM169 201H170V200H169ZM190 201H191V200H190ZM190 201H188V202H190ZM195 201H196V199H195ZM198 201H199V200H197V202H198ZM228 201H229V202H228ZM7 202H8V203H7ZM16 202H17V201H16ZM49 202H50V204H49ZM53 202H54V200H53ZM55 202H57L56 199H55ZM70 202H71V201H70ZM91 202H92V201H91ZM106 202H108V201H106ZM114 202H115V200H114ZM116 202H118V200H116ZM116 202H115V203L111 202V203L116 204ZM120 202H121V201H120ZM137 202H138V201H137ZM144 202H147V201H144V200H143V203H144ZM150 202L153 203L152 201H150ZM162 202H163V200H162ZM167 202H168V201H167ZM209 202H210V201H209ZM255 202H256V203H255ZM20 203H19V204H20ZM62 203H63V202H62ZM77 203H78V205H80V206H85V205H84V204H85V201H84V200H83V203H82V204H81L80 201H77ZM108 203H110V202H108ZM108 203H104V202H102V203H101V204H102L101 206H104L105 204H108ZM118 203H119V202H118ZM123 203H124V202H123ZM123 203L121 204L122 207L119 206V204H118V206L121 207V209L118 208L117 204H116L117 207H116L115 205L112 204V205L114 206V208H115V207L117 208V210L120 209V211H117L118 214L121 213L122 210H126V211H128V209H130V211H131V210H133V211L136 210V211H137V210L139 209V208L136 209L137 206H135V202H134L133 205H132V204H129V203H130V202H129V203H128L129 206L127 205V209L123 208ZM151 203H150V204H151ZM169 203H171V202H169ZM200 203H201V201H200ZM204 203H205V202H204ZM207 203H208V200H206V204H207ZM3 204H4V203H3ZM9 204H10V206H9ZM26 204H27L28 206H27ZM34 204H36V205H34ZM48 204H49V206H48ZM55 204H56V203H54V205H55ZM65 204H66V203H65ZM126 204H127V203H126ZM148 204H149V202H148ZM153 204H157V203L154 202ZM153 204H151V207H152ZM167 204H168V203H167ZM195 204H196V203H195ZM201 204H202V205H201L202 207H204V208L206 207L207 211H208V208L211 207V205H209L210 203H209L208 205H205V204H203V201H202ZM250 204H249V206H250ZM17 205H18V204H17ZM24 205H25V206H24ZM59 205H60V204H59ZM68 205H69V204H68ZM74 205H75V203L73 204V206H74ZM88 205H91V206H88V207L93 208V205H92L91 203H89ZM124 205H125V203H124ZM136 205H137V204H136ZM145 205H146V204H145ZM157 205H158V204H157ZM160 205H162V204H160ZM171 205H172V204H171ZM171 205H169V206H171ZM193 205H194V204H193ZM197 205H198V204H197ZM199 205H200V204H199ZM26 206H27V207H26ZM32 206H33V207H32ZM41 206H42V204H41ZM52 206H53V205H52ZM106 206H110V204H108V205H106ZM113 206H112V207L110 206V208L107 207V208H108L107 213H106V214L104 213L105 216H106L107 214H109L110 216H112L110 219H108V217H110L109 215H108V217H105L106 219H108V222H109V224H110V225H109V224H108V225H109L111 228L113 227L112 229H115V226H116V228H119V229H120V230L118 229V231H120V232L123 233V234L121 233V234H119V235H121V236L124 235L127 239H128V238L131 239V236H132L134 233L131 234V236H129V235L127 234L128 230H126V229H127L126 227H127L128 225L126 226L125 224H126V223H127V224L129 223V226H128V227H131V226H132L131 224H133L132 222H134V221H132V219L135 220V217H136V216H137V217H136V220L138 219V215L141 214V211H140V210H142V208H141L140 210L137 211L138 213L135 212V211H134V213H133V212L131 213V216H130V217H132V218H131V221H129V220H130V217H129V215L127 214V212L124 211V212H126V214L128 215V217H127V219H126L127 221H125L124 218H126L127 215L122 211V213L124 214L125 217L123 216V218H121L122 213H121L120 215H117V213L115 212L116 209L113 211ZM141 206H142V204H141ZM195 206H196V205H195ZM227 206H228V205H227ZM227 206H226V209L229 207V206H228V207H227ZM255 206H256V207H255ZM37 207H36L35 209H37ZM42 207H43V206H42ZM44 207H45V205H44ZM44 207H43V208H44ZM60 207H62V206L60 205ZM60 207H59V208H60ZM71 207H72V206H71ZM71 207H70V208H71ZM88 207H87V208H88ZM95 207H96V206H95ZM125 207H126V206H125ZM128 207H129V208H128ZM130 207H131V208H130ZM138 207H139V206H138ZM207 207H208V208H207ZM59 208H58V209H59ZM70 208H69V210H71ZM80 208H81V207H80ZM83 208H85V207H83ZM99 208H100V207H99ZM111 208H112V210H111ZM145 208H146V207H145ZM145 208H144V209H145ZM149 208H150V206H149ZM153 208H154V207H152V209H153ZM168 208H170V207H168ZM168 208H167V209H168ZM173 208H175V207H173ZM195 208H196V207H195ZM198 208H199V207H198ZM198 208H197V210L199 211L200 209H198ZM0 209H1V208H0ZM33 209H32V210H33ZM40 209H41V207H40L39 209H37V211H39ZM56 209H57V208H56ZM64 209H65V208H64ZM74 209H75V208H74ZM74 209H73V210H74ZM89 209H90V208H89ZM102 209H103V207H102ZM147 209H148V208H147ZM251 209H250V210H251ZM3 210H2V211H3ZM19 210H21V209L19 208ZM22 210H23V209H22ZM30 210L27 211V213L31 214V215H30L31 217H36V216H40V215H41V214H38V215H37V211H36V210H34V211H35L34 214H35L36 216H35V215H32L33 212L30 213V212H31ZM46 210H45V211H46ZM67 210H68V209H67ZM69 210H68V211H69ZM82 210H83V209H82ZM85 210H86V209H85ZM98 210H99V209H98ZM98 210H95V208H94V209H91L90 212H89V214H94V216H97L98 219H97L96 217H94V216H93V217L91 216V217H92V220H93V218H96V219L100 222L101 219L104 218V215H103V216H101L102 214H101V215H98V214H97V211H98ZM145 210H146V209H145ZM149 210H150V209H149ZM149 210H148V211H149ZM155 210H156V211H151V210H150V212H151L150 215H151V214H154V213L157 212V210H159V209H157L156 206H155ZM163 210H164V208H163ZM163 210H162V212H163ZM201 210H204V209L202 208ZM0 211H1V210H0ZM7 211H9V213H7ZM54 211H55V209H54ZM59 211H60V210H59ZM87 211H89V210H87ZM112 211H113V212H112ZM146 211H147V210H146ZM166 211H169V210H166ZM198 211H197V213H198ZM251 211H253V210H251ZM254 211H253V212H254ZM21 212H22V211H21ZM21 212L19 211V213H21ZM41 212H43V211L41 210ZM41 212L39 211L38 213H41ZM55 212H56V211H55ZM64 212H65V211H64ZM83 212H84V211H83ZM114 212H115V213H114ZM162 212H161V213H162ZM170 212H171V211H170ZM170 212H169L168 214H170ZM202 212H203V211H202ZM202 212L199 211V213H202ZM1 213H0V214H1ZM10 213H11V214H10ZM27 213H26V214H27ZM58 213H59V212H58ZM62 213H63V212H62ZM68 213H69V212H68ZM81 213H82V212H81ZM86 213H87V212H86ZM101 213H102V212H101ZM110 213H111V214H110ZM136 213H137V214H136ZM142 213H143V212H142ZM158 213H159V212H158ZM164 213H166V212H164ZM7 214H8V215H7ZM21 214H22V213H21ZM21 214H20V215H21ZM29 214H28V215H29ZM60 214H61V212H60ZM89 214H88V215H89ZM132 214H133V215H132ZM171 214H172V212H171ZM205 214H210V213H209V212H203V213H202V215H205ZM6 215H7V216H6ZM58 215H59V214H58ZM58 215H57V216H58ZM65 215H66V214H65ZM69 215H70V214H69ZM83 215H84V214H83ZM88 215H87V216H88ZM145 215H146V214H145ZM155 215H156V213H155ZM155 215H154V217L157 218V216H155ZM198 215H200V214H198ZM25 216H27V215H25ZM53 216H54V215H53ZM53 216H52L51 218H53ZM61 216H62V215H61ZM77 216H78V215H77ZM117 216H119V217H117ZM133 216H135V217H133ZM143 216H144V215H143ZM162 216H164V215L159 216L157 219L160 220ZM208 216H209V215H208ZM18 217H21V216H18ZM78 217H79V216H78ZM78 217H77V218H78ZM84 217H85V216H84ZM146 217H148V215H147ZM152 217H153V216H152ZM198 217H200V216H198ZM205 217H206V216H205ZM38 218H39V217H38ZM51 218L49 217V221H50V222H48L47 224H48V226H52V225H53V226H52L53 230H52V229H49L50 227H49L48 229H47V228L45 229V231H47V232L49 233V237H50V236L52 237V235H54V234H53V231H54V232H55V231L57 232V230H58V228H59V226H58V227L56 226V227H57V229H56V227H55V225H54L55 222H54ZM54 218H55V217H54ZM54 218H53V219H54ZM66 218H68V216H67ZM66 218H65L64 220H68V219H66ZM69 218H70V217H69ZM71 218H75V216H71ZM82 218H83V217L81 216V217H80V221H77V222L80 224V226H81V223L83 224V226H84V225H85V226H89V225H88L89 222L86 223V221L82 220ZM120 218L124 220V223H122L123 220H122V221L119 220ZM140 218H142V217H140ZM169 218H170V217H169ZM169 218H168V219H169ZM255 218H257V216H255ZM9 219H10V218H9ZM9 219L7 218L6 221L9 220ZM90 219H91V218H90ZM96 219H95V220H96ZM142 219H144V217H143ZM142 219H141V220H142ZM147 219H149V221H148L149 223H150V221H152V220H153L152 222H154V218H151V217H150V218H147ZM162 219H164V217H162ZM168 219L166 218V220H168ZM60 220H61V219H60ZM60 220H59V221H60ZM70 220H71V219H70ZM74 220H75V219H74ZM74 220H73V221H74ZM86 220L88 221L89 219H86ZM97 220H96V222H97ZM109 220H110V221H109ZM112 220H113V221H112ZM115 220H116V222H115ZM155 220H156V219H155ZM159 220H157L156 223L159 222ZM166 220H162V222H163V223H166ZM170 220H173V219H170ZM203 220H205V219L203 218ZM2 221L5 223V221L2 219V220H0V224H1V225H2V223H3ZM51 221H52L53 223H51ZM117 221H119V222H117ZM104 222L106 223V220H104ZM104 222H103V223H104ZM110 222H111V223H110ZM112 222H114L113 224H114L115 226H112V225H113ZM135 222H136V221H135ZM135 222H134V223H135ZM138 222H139V221H138ZM143 222H144V221H143ZM172 222H173V221H172ZM172 222H171V223H172ZM176 222H179V221H176ZM201 222H202V221H201ZM204 222H205V221H204ZM4 223H3V224H4ZM70 223L72 224L71 221H64V222H63V224H67V225H69ZM75 223H76V222H75ZM92 223H93V222H92ZM103 223H102V224H103ZM188 223H189V222H188ZM190 223H191V222H190ZM198 223H200V222H198ZM71 224H70V225H71ZM89 224H90V223H89ZM95 224H97V223H95ZM95 224H94V225H95ZM146 224H148V223H146ZM150 224H151V223H150ZM153 224L155 225V223H153ZM158 224L160 225L161 223L159 222ZM168 224H170V223L168 222ZM176 224H177V223H176ZM183 224H184V223H183ZM56 225H57V223H56ZM75 225H76V224H75ZM108 225H107V226H108ZM120 225H121V226H120ZM124 225H125V226H124ZM130 225H131V226H130ZM135 225L139 226V224H135ZM140 225H141V223H140ZM151 225H152V224H151ZM154 225L151 226L152 228L149 226V227L151 228V232L153 231V227L156 228ZM177 225H178V224H177ZM179 225H180V223H179ZM190 225H191V224H190ZM200 225L203 226V224H201V223H200ZM33 226H34V225L31 226L32 229H31V227H29L30 229H25V228H27V227H23V228H24V229H23V228L21 227V228H20V229H21V232H20V229H18V231H17V232H19L17 237H14V236L12 235V237H10V239L13 238V237H14V238L11 239L10 241L6 240V242H5V240H3V239H6V238H8V237L10 236V235H8V236L6 235L7 232H11L12 234H15V229H14V232H12V231H13L12 229H11L10 231H8L7 228H6V225H5V227H4V225H3V227H4L5 229H1V230H0V234H2V236L0 235V236H1V238H0V245H1V246H0V247H1V248H0V264H21V263H22V264H69V260H70V258H73V257H74V260L71 259V261H73V262H75V263L71 262V264H77V261H75V260L78 258V256H76V255H82V256H83V255H88L89 257H90V256H93L92 254L86 252V250H85V251L83 250L82 252H78L79 249L82 250V248H80V247H83V249L85 248L84 245H83V243L86 242V240H85V241H82V240H84L85 237H87V236H85L83 239H80L81 241H80L79 238H78L79 242H80V243L83 242V243L81 244L82 246H80L79 248H78V247H77V248H76V247L74 248V249H76V250L78 249V251L75 252V253H77L76 255H74L75 253L72 254L71 251L68 252V251H69L68 246L70 247L71 245H66V247L68 248V251H67V248H66V251H67V253H71L72 255H71V254L67 255L66 253H65L66 255H64L65 249H64V252H63V250H62L63 247L61 248L60 245L65 246L64 243L67 242L66 240H65V242H64V239H63V243H62V241H61L60 243H59V241L56 242V241H54V240L57 239V238H55V237H58V234H57V236H55L54 239L52 240L51 237L49 238L48 236L44 235V234H47L46 232H45V233H44V232L41 233V232H40V229H39V228H36V225H35V227H33ZM37 226H38V225H37ZM48 226H47V227H48ZM78 226H79V225H78ZM90 226H91V225H90ZM96 226H98V225H96ZM160 226H161L160 228H159V226H158L159 230H161V231H159L160 234H156V235H160V236H157V237H159V238L161 237V238H162L161 235L164 233L165 236H166V233H167L168 231H166V228H164L165 225H164V226L160 225ZM171 226H172V224H170V228H169V229L172 230ZM193 226H195V225H193ZM261 226L264 227V225H262V224H261ZM0 227H1V226H0ZM67 227H68V226H67ZM71 227H72V226H71ZM73 227H74V226H73ZM166 227H167V226H166ZM173 227H174V224H173ZM177 227H178V226H177ZM180 227H181V226H180ZM182 227H183V226H182ZM200 227H201V226H200ZM1 228H2V227H1ZM62 228H63V227H62ZM97 228H98V227H97ZM97 228H96V230H97ZM101 228H102V233H103V234L106 233L107 230L104 229V227H103L102 225H101ZM125 228H126V229H125ZM136 228H138V227H134V226H133V229H132V230H134V229L137 230ZM140 228H141V227H140ZM175 228H176V227H175ZM175 228H174V229H175ZM184 228H185V229H183V230H186V227H184ZM189 228H191V227H189ZM201 228L203 229L204 227H201ZM72 229H73V228H72ZM75 229H77V230H74V229H73V230H74V232L76 231L75 234H77V233L79 232V230H78V228H76V226H75ZM82 229H83V228H82ZM82 229H81V230H82ZM84 229H85V228H84ZM122 229H124V230H122ZM145 229H146V228H145ZM192 229H194V228H192ZM263 229H264V228H263ZM25 230H26V231H25ZM87 230H89V228H88ZM90 230H91V229H90ZM105 230H106V231H105ZM140 230L143 231V229H140ZM140 230H139V231H140ZM175 230H176L175 232L177 233L178 229H175ZM183 230H181V233H183V232L186 233V231H183ZM189 230H190V229H189ZM194 230H195V229H194ZM5 231H7V232H5ZM22 231H23V232H22ZM24 231H25V233H24ZM77 231H78V232H77ZM92 231H93V230H92ZM98 231H99V230H98ZM100 231H101V230H100ZM110 231H112V230H110ZM110 231H109V232H110ZM118 231H117V229H116V232H117V233H119ZM156 231H157V228H156ZM3 232L6 233V234H3ZM30 232H32V233L34 232L33 234L36 235V236H35V237H32V236H31L32 239H33V238H34V239L32 240V239L30 238L31 241H30V239H27V240H28V241H27L26 238H27L30 234L33 235V234L30 233ZM39 232H40V233H39ZM72 232H73V231H72ZM95 232H97V231H95ZM114 232H115V231H114ZM129 232H131V231H129ZM136 232H137V231H136ZM175 232H174V233H175ZM178 232L180 233V230H179ZM191 232H192V231H191ZM208 232H209V231H208ZM210 232H211V231H210ZM210 232H209V233H210ZM23 233L25 234V236H26V234H28V236L25 238V237L22 235ZM38 233H39V235H38ZM57 233H58V232H57ZM60 233H61V232H60ZM80 233H82V232H80ZM80 233L78 234V236L81 235ZM98 233H99V232H98ZM153 233H154V232H153ZM157 233H158V232H157ZM168 233H169V232H168ZM189 233H190V232H189ZM211 233H212V232H211ZM9 234H10V233H9ZM16 234H17V233H16ZM16 234H15V236H16ZM84 234H85V233H84ZM87 234H88V233H87ZM87 234H86V235H87ZM90 234H91V233H90ZM108 234H109V233H108ZM113 234L115 235V233H112V236H114ZM138 234H139V233H138ZM150 234H151V233H150ZM170 234H171V233H170ZM170 234H167V235H169L170 237H172ZM177 234H178V233H177ZM192 234H194V233H192ZM213 234H214V231H213ZM19 235L22 236L21 238L24 237L25 240L23 241V239H22V240L20 241L21 238H20V239L18 238ZM34 235H33V236H34ZM40 235H41V236H40ZM61 235H63V234H61ZM61 235H59V236H60V237H59L60 240H61ZM95 235L98 236L97 234H95ZM101 235H102V234H101ZM101 235H100V236H101ZM104 235H105V234H104ZM116 235H118V234H116ZM136 235H137V234H134L135 237L133 236L132 238H133V239H136V241H137V240L140 241L139 238H140L142 235L140 234L141 236H138L139 238H137ZM146 235H147V234H146ZM174 235H175V234H174ZM174 235H173V236H174ZM182 235H184V234H182ZM5 236H6V237H5ZM43 236L48 237V239L45 238V237H43ZM71 236H74V235L71 233ZM82 236H83V235H82ZM82 236H81V237H82ZM100 236H99V237H100ZM112 236H109L108 241H105V240L103 239L104 244H106V246L108 247V249H107V247H103V246H100V247H99V249L101 250L100 253L103 254L104 252H102V251H103V250H106L105 255H107V256H104V255L101 254L102 257H99V258H98V257H97L98 254H97V252H96L98 247L96 248V250H95V249H94V250L92 249V246H93V245L89 247V248H91L92 251H93V252H92V251H90V252H92L93 254H95V257L98 258V259H97L98 262H99V260H103V262H105V264H119V263L122 264V261H121V260H122L123 257H124V259L126 258L125 261L129 260L128 262H131V263H133V264H138V263L140 264V262H141V264H143L142 262L145 260V258L148 259V258H147L148 256L144 257V256H145L144 254L147 255V253L142 252L143 250H144L145 252H150V251H147L149 248H147L146 250L144 249V248L146 247V244H144L145 247H144V245H143L144 248H141V249L139 248V246H136V243H135V245H132V247L134 248V250L137 249V248H139V249H138V252H142V253H139V254H142L141 256L144 255V256H143L144 258L142 257V258H143V261H139V262H138V259H139V258H137V259H136L137 261H136V260L132 257V256H135L136 254L134 255L133 253H132V254L130 253V254L132 255V256H131V255L129 254V255L131 256V257H130V256H127L126 254H124V252H122V253L120 252V249H121V247H122L123 245H124L125 248H126L127 245L130 247V244H127V242H128L129 240L127 241V239L125 238L126 240H125L124 242H126L127 245H126V244H123L124 242H123V243L120 242V243H122L123 245L119 243V248H120V249H119V248L116 249L117 251L119 250V251L117 252V251L114 250V249L118 247V246H117V245H118V242L121 241V240L118 239V236H117V238H116V237L111 238ZM151 236H153V234H151ZM169 236H168V238H170ZM176 236H177V235H176ZM180 236H181V235H180ZM192 236H193V235H192ZM194 236H195V234H194ZM215 236H216V235H214V238H218L217 236H216V237H215ZM2 237H3V238H2ZM40 237H41V238H40ZM90 237H92V236L90 235ZM90 237H88V238H86V239H89ZM99 237H98V238H99ZM101 237H102V236H101ZM177 237H178V236H177ZM183 237L185 238V237H187V236H183ZM196 237H197V235H196L194 238H196ZM209 237H210V234H209ZM28 238H29V237H28ZM35 238H37L36 240H38V239H43L42 241H40L42 247L39 245V242H38L39 240L36 242V241H35ZM96 238H97V237H96ZM103 238H104V237H103ZM120 238H122V237H120ZM141 238H142V237H141ZM145 238H146V237H145ZM151 238H152V237H151ZM154 238H156V237H154ZM180 238H181V237H179L178 239H180ZM184 238H182L183 240H181L180 242L184 241ZM187 238H188V237H187ZM187 238H185V240H187ZM14 239H15V240H14ZM44 239H45V240H44ZM49 239H50V241H54V242H56V245L54 244L55 247H53V246H54V245H52L53 243H50V242L48 241ZM74 239H75V237H73V238L71 237V241L74 240ZM76 239H77V237H76ZM92 239H93V238H92ZM94 239H95V238H94ZM111 239H113V241H112ZM115 239H118L119 241H118V240H115ZM147 239H148V237H147ZM164 239H165V238H164ZM178 239H177V240H178ZM190 239H191V238H190ZM197 239H198V238H197ZM212 239H213V237L211 238V240H212ZM223 239L226 240V238H223ZM16 240H17L19 243H20V242H21V243H20V244H19V243H16V242H17ZM67 240H69V239L67 238ZM78 240H77V241H78ZM109 240L111 241V243H110ZM123 240H124V239H123ZM123 240H122V241H123ZM141 240H143V239H141ZM156 240H157V239H156ZM159 240H160V239H159ZM167 240H168V239H167ZM169 240H170V239H169ZM194 240H195V239H194ZM194 240H193V243H194V244H193V245L190 244V246H195V244H197V243H196V240H195V242H194ZM208 240H209V239H208ZM211 240H210V242H211ZM22 241H23V242H22ZM71 241H69L71 244L74 243V244H75L74 246H77L76 243H75V242H77V241H75V242H73V241L71 242ZM87 241H88V240H87ZM89 241H91V239H90ZM89 241H88V242H89ZM94 241H95V240H94ZM94 241H93V243H92V242H91V243L94 244V245L96 246V244L98 243L97 245H99V244L101 243L102 240H101V238H100V239H97V240L95 241V243H94ZM114 241H115V242H114ZM134 241H135V240H134ZM144 241H145V240H144ZM144 241H142V242H144ZM148 241H150V239H148ZM154 241H155V240H154ZM154 241H151L150 243L148 242V243H149V246H151V245H152V242H154ZM199 241H201V240L199 239ZM212 241L216 242V240H214V239H213ZM228 241H229V239H228ZM8 242H9L10 244H11V242H12V244H13V242L16 243V244H15L16 247H15V245H13V246H14L15 248H17V249L22 245V243H23V245H24V244L27 242V244H25V248H28V246H30V249H24V252H23V251H18V254H17V251H15V252L13 253L14 248H13V246H12L13 249H12L11 247H8V246H11ZM30 242H33V243H30ZM45 242H46V244H45ZM107 242H108V243H107ZM156 242H157V241H156ZM173 242H174V241H173ZM173 242H172L171 245L174 244ZM185 242H186V241H185ZM188 242H190V241H188ZM197 242H198V241H197ZM202 242H204V243L206 242V244H208V243H207V240H205V241L203 240ZM210 242H209V243H210ZM221 242H222V240H221ZM224 242H225V241H224ZM224 242H223V243H224ZM226 242H227V240H226ZM230 242H231V240L229 241V243H230ZM28 243H30V245H28ZM42 243H44V244H42ZM48 243H49V247L51 246L50 248L48 247ZM67 243H68V242H67ZM67 243H66V244H67ZM70 243H69V244H70ZM80 243H79V244H80ZM86 243H87V242H86ZM128 243H132V242H128ZM133 243H134V242H133ZM144 243H145V242H144ZM163 243H164V242H163ZM170 243H171V242H170ZM176 243H177V242H176ZM199 243H200V242H198V244H199ZM227 243H228V242H227ZM7 244H8V246H7ZM31 244H33V245L31 246ZM89 244H90V243H89ZM110 244H111V245H110ZM137 244H138V243H137ZM142 244H143V243H142ZM142 244H141V246H142ZM150 244H151V245H150ZM153 244H154V243H153ZM157 244L159 245L160 243H157ZM181 244H183V243H181ZM184 244H185V243H184ZM184 244H183V245H184ZM198 244H197V246H199ZM200 244H201V247L203 248V245H204V244H203V245H202V243H200ZM211 244H212V243H210V245H211ZM18 245H20V246H18ZM27 245H28V246H27ZM109 245H110L111 247H110ZM171 245H170V247H171ZM179 245H180V243H179ZM232 245H233V244H232ZM232 245L230 244L231 247L229 246V249H228V248H227V247H228V244H227V247H226V243H225V245L223 244V246H222V243H221V247H223V249H222V248H221V249H222V251L224 250L225 252H223L222 254H219V255H223V254H225V258L228 257L227 259H225V258L222 256V257H223L222 260L225 259V260L221 261L222 264H223V262H224V264H231V261H233V262H237V261H235V260H237V259H238V261H239L238 256L236 257L237 254H236L235 249H234L235 247H233L234 250L231 249V248H232ZM6 246H7L9 249H12V250H10V251H9V249L5 250V248H3V247H6ZM26 246H27V247H26ZM39 246H40V247H39ZM56 246L59 247V248H57ZM74 246H73V244H72V248H73ZM86 246H87V245H86ZM114 246H115V247H114ZM116 246H117V247H116ZM141 246H140V247H141ZM149 246H147V247H149ZM153 246H154V245H153ZM162 246H163V245H160L161 249H162ZM174 246H175V245H174ZM174 246H173V249H175ZM190 246H189V247H190ZM132 247H131V248H132ZM160 247H158V248H160ZM170 247L168 246L169 249H170ZM177 247H178V245H177ZM177 247H176V248H177ZM180 247H182V246H180ZM184 247H185V246H184ZM184 247H183V248H184ZM195 247H196V246H195ZM23 248H24V247H23ZM70 248H71V247H70ZM72 248H71V250H72ZM93 248H95V247H93ZM102 248H104V249L102 250ZM111 248H112V249H111ZM122 248H123V247H122ZM153 248H154V247H153ZM155 248H156V247H155ZM163 248H164V247H163ZM165 248H167V247H165ZM186 248H187V246H186ZM197 248H198V247H197ZM214 248H216V247H214ZM17 249H16V250H17ZM21 249H22V246H21ZM21 249H19V250H21ZM49 249H50V250H49ZM123 249H124V248H123ZM150 249H151V248H150ZM169 249H168V250H169ZM173 249H172L171 251H173ZM226 249L230 250V252H229L228 250H226ZM30 250H31V251H30ZM61 250H62V253L60 252ZM109 250H110V251H109ZM112 250H113V251H116V252H114V253H110ZM125 250H127V248H126ZM141 250H142V251H141ZM155 250H157V252L159 253L158 249H155ZM155 250H154V251H155ZM181 250H182V249H181ZM183 250H184V249H183ZM189 250H191V248H190ZM197 250L200 251L201 248H200V249H197ZM2 251H3V252H2ZM5 251H9V252H5ZM28 251H29V253H28ZM39 251H42V252H39ZM74 251H75V250H74ZM88 251H89V250H88ZM94 251H95V252H94ZM131 251H132V249H131ZM135 251L137 252V250H135ZM135 251H134V252H135ZM152 251H153V250L151 249V252H152ZM154 251H153V252H154ZM164 251H165V250H164ZM175 251H176V249H175ZM207 251H208V250H207L206 248H203V249L200 251V255H201V253L204 252L202 255H204V254H208V255H207L208 257H207L206 255L203 256V257H201L202 260L200 261V263H199V262H198V263H199V264H203V263H204V264H207V263L211 260L210 262H213V263L217 264L216 261H214L215 258L211 257V254L209 255V253H208ZM212 251H213V248H212ZM222 251H221V252H222ZM227 251H228V253H226ZM21 252H23V253H21ZM30 252H32V254H33V255L35 254V255L32 256V254H31ZM34 252H36V253H34ZM98 252H99V251H98ZM107 252H108L109 254H108ZM128 252H129V251H128ZM151 252H150V253H151ZM153 252H152L153 255H157V254H158L156 251H155L156 253H155V252L153 253ZM160 252H162V254H160V255H163V254H164L163 251H160ZM169 252H170V251H169ZM189 252H190V251H189ZM209 252H210V250H209ZM218 252H219V251H218ZM231 252L235 255V257H236L237 259H236L235 257H233L232 255H231V257H230ZM27 253H28L29 255H28ZM118 253H119V255H118ZM120 253H121V254H120ZM126 253H127V252H126ZM143 253H144V254H143ZM176 253H178V252H176ZM182 253H183V252H182ZM196 253H197V252H196ZM196 253H195V255H196ZM213 253H214V252H213ZM229 253H230V254H229ZM165 254H166V253H165ZM170 254H171V253H170ZM192 254H193V253H191V255H192ZM13 255H15V256L13 257ZM25 255H26V256L28 255V257H25ZM38 255H39V257H38ZM101 255H100V256H101ZM117 255H118V256H117ZM153 255H152V256H153ZM160 255H158V256H160ZM168 255H169V254H168ZM168 255H167V256H168ZM175 255H176V254H175ZM183 255H187V254H183ZM183 255H181V256H183ZM198 255H199V252H198ZM227 255H228V256H227ZM1 256H2V257H1ZM67 256H69V260H68ZM72 256H73V257H72ZM149 256H150V255H149ZM158 256H157V257H158ZM192 256H193V255H192ZM3 257H4V258H3ZM30 257H31V258H30ZM35 257H36L37 259H36ZM89 257H87V258H89ZM109 257H111V259H112V260L114 259V260H113V261H112V260H109ZM114 257H115V258H114ZM120 257H121V258H120ZM135 257H138V256L136 255ZM154 257H155V256H153V258H154ZM169 257H170V256H169ZM173 257H174V256H173ZM173 257L171 258V260L173 259ZM176 257H178V256H176ZM194 257H195V256H194ZM204 257H205V258H204ZM217 257L219 258V256H217ZM217 257H216V258H217ZM229 257H230V258H229ZM9 258H11V259L13 258V259L10 261ZM17 258H18V259H17ZM80 258L82 259L81 256H79V259H80ZM83 258H85V257L83 256ZM90 258H91V257H90ZM90 258H89V259H90ZM119 258H120L121 260H120ZM184 258H186V257H184ZM203 258H204V260H203ZM231 258H232V260H231ZM16 259H17V260H16ZM81 259H80V261H78V263H79V262L81 263V261L84 260V259H83V260H81ZM89 259H88V260H84V263H85L86 261H87V263H88ZM124 259H123V262L125 263ZM131 259H132V260H131ZM140 259H141V258H140ZM140 259H139V260H140ZM156 259H158V258H156ZM165 259H167V257H166ZM174 259H175V257H174ZM174 259H173V260H174ZM209 259H210V260H209ZM219 259H220V258H219ZM228 259H229V260H228ZM5 260H7V261H5ZM77 260H78V259H77ZM90 260H91V259H90ZM115 260H116V261H115ZM117 260H120L119 263H116V262H118ZM159 260H160V259H159ZM173 260H172V262H169V260L166 261V262H169V263L172 264V263H173ZM182 260H183V259H182ZM186 260H187V259H186ZM197 260H199V259H193L191 262H193V263L196 262V263H197ZM9 261H10V262H9ZM12 261H13V262H12ZM145 261H146V260H145ZM149 261H150V260H149ZM151 261L153 262V264H157V263H154L155 260L153 261V259H151ZM151 261H150V262H151ZM157 261H158V260H157ZM163 261H164V260H163ZM176 261H177V260H176ZM202 261H203V263H202ZM225 261H226V262L229 261V262L226 263ZM20 262H21V263H20ZM95 262H96V261H95ZM100 262H101V261H100ZM182 262H184V261H182ZM191 262H190V263H191ZM205 262H206V263H205ZM218 262H220V260H218ZM90 263H92V262H90ZM131 263H128V264H131ZM145 263L147 264V262H145ZM158 263H159V262H158ZM163 263H164V262H163ZM163 263H160V264H163ZM184 263H185V262H184ZM193 263H191V264H193ZM93 264H94V262H93ZM100 264H101V263H100ZM103 264H104V263H103ZM126 264H127V263H126ZM173 264H174V263H173ZM175 264H177V262H176ZM194 264H195V263H194ZM208 264H209V263H208ZM218 264H220V263H218Z\"/></svg>",
  "mask_w": 264,
  "mask_h": 264
},
{
  "label": "built area",
  "instance_id": "3",
  "mask_svg": "<svg viewBox=\"0 0 264 264\" xmlns=\"http://www.w3.org/2000/svg\"><path fill=\"white\" fill-rule=\"evenodd\" d=\"M200 73V72H199Z\"/></svg>",
  "mask_w": 264,
  "mask_h": 264
}]
</instances>
